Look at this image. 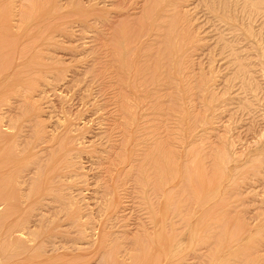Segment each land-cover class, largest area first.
Returning <instances> with one entry per match:
<instances>
[{"label":"bare ground","instance_id":"bare-ground-1","mask_svg":"<svg viewBox=\"0 0 264 264\" xmlns=\"http://www.w3.org/2000/svg\"><path fill=\"white\" fill-rule=\"evenodd\" d=\"M10 2V0H0V18H2L3 20H4V16L2 15L4 12H8V11H10L9 12V14L11 15V12L12 11H14L15 10V8H14V5H12L13 6V9L14 10H9L10 8H9V3L8 2ZM16 1V0H15ZM192 2H189L188 0L186 1V0H148V4H147V6L145 7V17H144V21L142 20V22L143 23H147V25L149 26V28L151 27L149 24H153V28L150 30V31H148V29H147V33H144L143 31H141V30H137V33H135V32H131V33H134L133 35L131 34V36H126V38L125 37H118L117 36V34L118 33H120L121 34V30H119V32H118V28H119V26H116V29L114 28V30L116 31V32H118L117 34H116V37H115V35H114V37L116 38L114 41H112L113 39H111V41L113 42L112 44L111 43H109V44H111L110 46L112 47V48H110V57H108L110 60H109V64H110V66H109V73H108V75H109V78H107V80L108 81H110V82H108V83H111V84H109V86L111 87V90H113L112 88L113 87H115L116 89H114V90H116L115 91V95H116V100H115V102L117 103V106H118V109L117 108H114V109H117V111L118 112H116V111H113V112H115V118L113 117L112 119H114L113 120V126L111 127V125L109 124V122L108 123H106V121H108L107 120V118L104 116V115H102V116H104L105 117V119L104 120H106L105 121V123L107 124L106 126H108L109 128L111 127V128H113V130H112V133L113 132H118V134H119V130H121L120 132H121V134H122V130L124 131V134L125 135H123V136H125L124 138H122L123 139V141L121 140V138H120V140L119 139H117V140H119L120 141V143H119V141L116 143V141H114L113 143H111V142H109V144H106L107 142H108V138L109 137H107V142L105 143L104 141H105V137H104V141H103V143H105L104 145L106 146L105 148H103V149H101L102 147H104V145H102V147H101V145H100V149L102 150H100V153L102 154V155H104V157L105 156H107L108 157V159H107V162L105 161V159L107 158H103V156L102 155H100L99 157H100V159H102V160H100L99 158H98V155H97V158L100 160L99 162H102V161H105L106 162V164H105V162H104V168L103 169H100V168H102L103 166H100V165H102L103 163H99L98 165H95L94 164V166H93V164H92V166L93 167H100L99 169L101 170V171H99V173L100 172H104L103 174H105V172H106V174L105 175H102V176H107V175H112L113 174V171L115 170V169H117L118 167L117 166H119V164H121L122 165V162H123V164H127V166L125 165V172H126V176L128 177V178H130V182H129V185L131 186V184L130 183H132V180H134V179H132V177H134V173H133V175H132V171L133 172H136L135 174H136V176L138 177V181L136 180V182H139L140 183V185H141V187H140V185H139V183H136L137 185H139V186H136V185H134L135 183H134V181H133V183L134 184H132V187L134 188V186H136L137 188H139L140 187V190L141 191H139V189H137V188H135V190L136 191H139V193L141 194V192H142V197H144V196H146V197H148V195H146L147 193L149 194L150 193V188H151V192H154V194H155V197L156 198H158V197H160V196H164L165 197V200L166 201H169V203L171 202L170 200L172 199H170L169 197H177V196H180V195H182L181 197H183L182 199H183V202H184V204L186 203L185 201H187L186 200V198L184 199V195H185V197H186V195H188L187 196V199H188V197L191 195H193V197H194V201H198V203L200 204V207L201 206H205V205H207V203H209L210 201H211V199H213L214 197L215 198H217L216 197V195H214L213 196V192L214 191H216L215 189L214 190H211L210 189V191H208V190H206L205 188L207 187V186H211V185H213V186H215V185H217L218 186V184H214V182H216V181H218L217 183H219L220 181H221V179H222V177H223V175L224 174H227V171H225V170H227L228 169V164H229V162H230V160L233 158V157H235V155L232 157L231 155H230V151H228L227 149L229 148L228 146V148L227 147H225V144H227V143H225L224 145L222 144V143H220V142H216V141H214V142H212L214 139V136H213V138H211V136H210V138L211 139H213L212 141L211 140H209V143L207 142V144L208 145H204V144H201L200 145V142H199V146L198 145H196L197 147H194V145H193V143H192V145L193 146H188V145H186L187 143H188V141H186L187 143L185 144L184 142H182V145H183V143L185 144L184 146H183V148L185 147V151L184 150H182V152H186L187 153V155H186V153H184L185 154V157H184V154L183 155H181V157L183 156V158H180V154H181V152L179 153V150H178V146L181 144V143H179V141H177L176 139L179 137V136H182L179 132V130H180V127H179V123H180V120H179V113L177 114L176 113V111L175 110H177V109H175L174 110V108H172V105H174V107H175V105L176 106H178V105H180V106H183V103H182V98H181V95L180 94H176V87L178 86L177 84L179 83L178 82V80L175 78V77H173V75L172 74H174L175 72H181V73H184V77H183V75H181L182 76V78H181V82H184V83H186V85H183L184 86V88H185V86L186 87H188V88H191V90L194 88V90L193 91H189V93H188V91H186L187 93H188V98H187V102H188V100H194V101H198V99L200 100V101H202V97H203V92L205 91V90H207V91H209L210 92V94L214 91L213 90V88H215V87H213V85L212 84H207V81H208V79H207V77H204L203 75H202V71H199V69H197L199 72H197L196 71V68L197 67H195L194 66V63H196L195 62V60H194V58H192V54L194 53V51L193 50H190L191 48L189 47V45H190V43H191V45H194V36H195V33H194V31H193V36H192V33L190 34V33H186L185 34V36L183 37V35H182V33L185 31L186 32V30H188V28H187V24L189 23V16H188V11H189V9H193V8H197L196 6L198 5V4H200V2H201V4H203L204 5V3H202V0H191ZM185 2H188V3H186L185 4ZM198 2V3H197ZM207 2H209V5H210V13H211V11H212V13H214L213 12V10L214 9H221L222 11H221V14H223V13H225V14H223V15H228V13H229V11L231 10H233L235 7H238V8H241V9H243L245 12H246V14H247V16L249 17V18H254L255 16H256V18L258 17V18H261V19H263L264 20V0H208ZM18 3V2H17ZM16 3V6L15 7H17V6H19L20 8H21V11H18L17 12V14L19 13V14H22L23 16H25V17H27V18H29L31 15H33L32 13L30 14V10H34L35 9V11H37V10H41V5L42 4H44V0H42V1H40V0H24L22 3L21 2H19V5ZM50 3V2H49ZM190 3V4H189ZM13 4H15V2L13 3ZM51 4V3H50ZM207 4V3H206ZM43 6V5H42ZM199 6V5H198ZM19 7H18V10H19ZM39 7H40V9H39ZM144 7V6H143ZM37 9V10H36ZM218 9V10H219ZM141 10V9H140ZM190 10V11H191ZM143 11H144V8H143ZM207 11V10H206ZM217 11V10H216ZM243 11V12H244ZM194 12V11H193ZM223 12V13H222ZM13 13V12H12ZM190 13V12H189ZM232 13V12H231ZM233 13H234V11H233ZM35 14H36V12H35ZM136 14V13H135ZM191 14V13H190ZM215 14V13H214ZM218 14V13H217ZM8 15V14H7ZM129 15V14H128ZM222 15V16H223ZM21 16V15H20ZM190 16H192V15H190ZM225 16H224V18H225ZM234 16V15H233ZM254 16V17H253ZM25 17H24V19H25ZM136 17V16H135ZM210 17V16H209ZM230 17V16H229ZM232 17V16H231ZM130 18V17H129ZM133 18V17H132ZM221 17L219 16V17H215V16H213V20L215 21V22H218V21H220L221 22V20H222V22H226V20L224 21L223 19H220ZM223 18V17H222ZM226 18H228V17H226ZM255 18V19H256ZM139 19H140V17H139ZM196 19V18H195ZM199 19V18H198ZM211 19V20H212ZM218 21H217V20ZM231 20L233 19V17L232 18H230ZM254 19V20H255ZM26 20V19H25ZM133 20H134V18H133ZM187 20H188V22H187ZM192 20V19H191ZM250 20V19H249ZM253 20V21H254ZM7 21H8V19H7ZM27 21V20H26ZM120 21V20H119ZM118 21V22H119ZM251 21V20H250ZM0 22H2L1 21V19H0ZM117 22V23H118ZM139 22V21H138ZM192 22V21H191ZM190 22V23H191ZM220 22H218V23H216V24H213V26L215 25L216 27H213L212 29H214L213 31H215L214 32V34L215 35H217V34H219V38H218V40H219V42L221 43V47L223 48V51H224V53L226 54V56L228 57V60L229 61H231L230 63H231V66H232V71H229V72H233V78L234 79H236V81L238 80L239 82H240V87H237V91L235 90V94H234V98L236 99V103H243L242 105H244L245 107H246V109L248 110V112L247 113H249V114H257V107H256V103H255V101L254 100H256V98L253 96V98H255V99H253V98H249V97H251V96H249L248 94H250V91L253 93V94H255V93H257L255 90H252V89H256V88H260V82H258V84H256L257 83V80H258V78L256 77L255 78V80H253V82L255 83V84H253V82H251V80L252 79H254V78H250V74L251 75H253L254 73H256V71H257V69H256V66H257V68H260V66L258 67V65H256L255 67H253V65H251V60L252 59H250V57H245V54L243 53L245 50H244V48L245 47H247V46H245L244 48H243V52L241 51V48L240 47H243V46H241V41H239L240 40V38L238 39V35H237V33H236V31L235 30H237L236 28V26L235 25H233V24H231V23H229L228 21V23H229V25L227 26V22L225 23V24H221ZM234 22V21H233ZM262 22H264V21H262ZM10 23V22H9ZM8 23V24H9ZM44 23V22H43ZM49 23V22H48ZM131 23V22H130ZM129 23V24H130ZM136 23V22H135ZM140 23V22H139ZM188 24L189 25V28L192 30V27L190 26L191 24L193 25V23H191V24ZM252 23V22H251ZM2 24H4V22L2 23ZM11 24V23H10ZM9 24V25H10ZM22 24V23H21ZM142 24V23H141ZM231 24V25H230ZM9 25H6V26H1L0 25V68L1 69H3V71L0 69V91H1V89L2 88H4V86L3 85H7L6 84V82H7V76H5V78H4V74H3V72H7V73H9V75L8 76H10L11 75V73L10 72H8L7 71V69H9V68H7L6 66L8 65V66H10L11 64H13L14 63V59L12 60V55L14 54L13 53V51H12V49H11V46H14L15 44H14V42H17L16 40H20V39H17V37L16 36H14V35H12V33L14 32V33H16L15 35H17V34H19L18 33V31L16 32V31H12L11 32V25L9 26ZM42 25V24H41ZM44 25V24H43ZM52 25V24H51ZM118 25V24H117ZM143 25V24H142ZM240 25V24H239ZM39 27H40V25H38ZM146 26V25H145ZM263 26V25H262ZM46 27V26H45ZM53 27V26H52ZM52 27H51V29H52ZM118 27V28H117ZM121 27V26H120ZM124 27V26H123ZM122 27V28H123ZM147 27V26H146ZM32 28V27H31ZM141 29H142V27H140ZM239 28V27H238ZM16 29V28H15ZM50 29V30H51ZM189 29V30H190ZM211 29V30H212ZM228 30V32H225L224 30ZM240 29V28H239ZM30 30V29H29ZM48 30V29H47ZM53 30V29H52ZM51 30V31H52ZM124 30H127L126 29V26H125V29ZM136 30V29H135ZM143 30V29H142ZM210 30V29H209ZM211 30H210V32H211ZM43 31V30H42ZM63 31V30H62ZM99 31V30H98ZM139 31V32H138ZM141 31V32H140ZM239 31V30H238ZM237 31V32H238ZM69 32V31H68ZM71 32V31H70ZM70 32H69V34H70ZM72 32H73V30H72ZM48 33H49V31H48ZM65 33H67V32H65ZM123 33V32H122ZM228 33V34H227ZM21 34V33H20ZM52 34H54V33H52ZM68 34V33H67ZM75 34V33H74ZM83 34V33H82ZM124 34H127V32L126 33H124ZM39 35V34H38ZM128 35V34H127ZM130 35V34H129ZM182 35V36H181ZM229 37H228V36ZM22 36V35H21ZM36 36V35H35ZM48 36V35H47ZM75 36V35H74ZM73 36V37H74ZM240 36V35H239ZM16 37V38H15ZM26 37V36H25ZM24 37V38H25ZM39 37V36H38ZM49 37H51V40H52V37H53V35L52 36H49ZM54 37H55V35H54ZM53 37V38H54ZM71 37V36H70ZM78 37V36H77ZM84 37H86V36H84ZM112 37V36H111ZM110 36H109V38H111ZM181 37H183L182 38V42L180 41L179 42V40H180V38ZM109 38L107 39V40H109ZM35 39V38H34ZM50 40V38H48V40L46 41V43H43V45H49V44H51L52 42H54L53 40L51 41ZM59 40V39H58ZM79 40V39H78ZM135 40H142L141 41V44L139 45V46H137L136 44H135ZM19 42V41H18ZM20 42H22V40H20ZM28 42V41H27ZM59 42V41H58ZM125 42H126V44L127 45H125ZM138 42H140V41H138ZM28 43H30V44H32L31 43V41H29ZM137 43V42H136ZM181 45H180V44ZM202 43V42H201ZM200 43V44H201ZM36 44V43H35ZM53 44H55L56 45V43L54 42ZM88 44V43H87ZM108 44V45H109ZM122 44H124L127 48H128V53L126 54V57H122L121 56V52H124V51H121V47H119V46H122ZM196 44V43H195ZM24 45V44H23ZM26 45V44H25ZM83 45H85V44H83ZM106 45V44H105ZM179 45H180V47H179ZM190 45V46H191ZM15 46H17V45H15ZM37 46V45H36ZM51 46V45H50ZM50 46H46V47H40V49H39V47L37 48V49H39V53L40 54H42V55H44V56H46V57H44V58H47V57H49L50 56V58L51 57H53L54 55H51L52 53H50V52H53V51H51V49H48V47H50ZM187 46V47H186ZM195 46V45H194ZM194 46H191V47H194ZM197 46V45H196ZM202 46V45H201ZM91 47V46H90ZM199 47V46H198ZM197 47V48H198ZM13 48V47H12ZM28 48H31V47H28ZM57 48H58V46H57ZM83 48H84V46H83ZM85 48H87V47H85ZM107 48V47H106ZM248 48V47H247ZM247 48H245V49H247ZM15 49V48H14ZM17 49V48H16ZM24 49H26V48H23V50ZM65 49V48H64ZM63 49V50H64ZM196 49V47L194 48V50ZM18 50H19V47H18ZM21 50V49H20ZM27 50V49H26ZM34 50V49H33ZM35 50H36V48H35ZM62 50V49H61ZM62 50V51H63ZM79 50V49H78ZM112 50V51H111ZM183 52H182V51ZM15 51V50H14ZM29 51V50H28ZM27 51V52H28ZM85 51H87V50H85ZM190 51H191V54H190ZM16 52V51H15ZM23 52H25V51H23ZM71 52V51H70ZM73 52H74V50H73ZM93 52V51H92ZM108 52V51H107ZM181 52V53H180ZM246 52V51H245ZM248 52V51H247ZM246 52V53H247ZM17 53V52H16ZM18 53H20V51H18ZM76 53V52H75ZM88 53H90L89 51H88ZM96 53V52H95ZM179 53V54H178ZM198 53V52H197ZM196 53V54H197ZM29 54V53H28ZM34 54H35V52H34ZM55 54V53H54ZM177 54L178 55H180V56H177ZM182 54V55H181ZM22 55H24V53L23 54H21L20 56H22ZM57 55H59V53L57 54ZM56 55V56H57ZM63 55H65V53L63 54ZM62 55V56H63ZM72 55V53L69 55V56H71ZM74 55H76V54H74ZM108 55V54H107ZM176 55V56H175ZM250 55V54H249ZM55 56V58H58V60L60 59L61 60V58H59V57H56ZM61 56V55H60ZM103 56V55H102ZM104 56H106V55H104ZM103 56V57H104ZM118 56V57H117ZM225 56V57H226ZM246 56H248V55H246ZM12 57V58H11ZM23 57V56H22ZM33 57V59H32V61H30L29 59H28V61H26V63H23V61L21 62L20 61V63H18L17 61H15L17 64H18V66H16V64L14 65V66H16V68L15 69H13V70H11V69H9V71H12V73L13 74H15L16 75V72L17 73H19V72H21V73H19V74H17V75H19V77H20V74H23V72H25V70H26V74L24 75V76H26L27 75V71L29 72V73H37V75H38V78H44L45 77V79L44 80H48L47 79V77H48V75L50 74L48 71H50V68H52V65H51V67L49 66V69H47L48 68V62L47 61H49V60H47V59H45V60H47L46 62H47V64L45 65V67H47L46 69H44V70H42V67L44 66V64H43V66H41V65H39V67L38 68H40V66H41V68L39 69V71L38 72H36V68L34 67L35 66V64H36V66L38 65L37 63H39V62H41V58H43V57H41V56H38L37 54H35L34 56H32ZM31 57V58H32ZM41 57V58H40ZM71 57H73V56H71ZM74 57H76V56H74ZM115 57H117V58H115ZM176 57V58H175ZM25 58V60H26V58H28L27 57V55H26V57H23V59ZM30 58V59H31ZM88 58V57H87ZM250 59V61H249V59ZM71 59V58H70ZM225 59V58H224ZM10 60L11 61H13L12 63L10 62ZM24 60V61H25ZM53 60V59H52ZM51 60V61H52ZM42 61L43 62H45L44 61V59H42ZM54 61V60H53ZM85 59H84V62L82 61V63H84L85 64ZM87 61H89V60H87ZM108 61V60H107ZM229 61H227L226 63H229ZM42 62V63H43ZM50 62V61H49ZM55 63H56V66H58L57 64L58 63H60V61H58V63H57V59H55V61H54ZM78 62H80V61H78ZM92 62V61H91ZM65 63V62H64ZM81 63V64H82ZM88 63V62H87ZM92 63H97V62H92ZM100 63H102L101 61H100ZM104 63H105V65L106 64H108V63H106L105 62V60H104ZM253 63V62H252ZM62 64V63H61ZM89 64V66H87ZM88 64H86V66L85 67H91L92 65L90 64V61H89V63ZM94 65V64H93ZM96 65H99V63L98 64H96ZM102 65V64H101ZM60 66L61 65H59L58 66V68H59V70L56 72V74L58 73V74H60L61 75V73H62V75H64V76H62L61 78H60V80H58V85H56V87H51L50 86V89L48 88L49 86V83H51V82H53L54 80H51L50 82H49V80L48 81H46V82H44L43 81V87H42V85H41V88H39L38 90L36 89V88H38L39 87V85L37 84V85H31V84H29L30 82V80H28V79H31V78H29L28 76V78H27V82H29L28 84V86H26L25 88H24V91H20L19 92V94L18 93H16V94H14V95H9V94H6V93H3L2 94V92H0V264H173V262L175 261V260H173V259H175V258H177V257H175V258H173L172 259V257L175 255V254H173V256H169V253L172 251H170V250H156V249H158L157 248V245H160L161 243H160V241H157L158 239L157 238H159V236H157V235H155L156 234V230H155V232H154V230L152 229V230H150L149 228H147V227H144V228H142V231L141 232H138V233H136L135 231V233L133 234L132 233V235L130 236V234H127L126 232H128L127 230H126V232H118L117 230V232L118 233H121V235H123L122 233H126V235L129 237V239H127V240H129L130 242H131V245H128L129 243L128 242H126L127 244H126V246L128 245V249L126 250H122V248L119 250V243L117 242V243H114L116 240H118V238H116V235L114 236V237H112V234L114 235V233H109L111 230V228L110 229H106L107 228V226L105 227V232H108V233H105L104 235H103V243L104 244H107L106 246H108L107 247V249L106 250H98L97 252H91V253H89L91 256H92V253L94 254V256L93 257H95L94 258V260L91 262V260L90 259H93V258H90V256L88 255V254H86V252L84 253V251L82 252L81 250V252L82 253H79L78 252V250L76 251V253H75V250H66L65 248V250L63 249V247H62V249H60V246H57V245H55V244H53L54 245V247H52L51 249H48V250H37V248H36V250H35V248H34V250H28V253H26L25 251H26V248H24L23 249V253H22V248H23V246H24V243H22V242H27L28 240H27V237L28 238H36V235H35V231H33L32 232V229H30V221L28 222V221H26L27 223H28V225H27V223L26 222H20V224H19V222H13L12 220H14L13 219V216H14V213H15V210H16V208L18 207V205L21 203V201L23 200V198H26V199H28V200H31L32 201V204H33V208L35 209V205L37 206V207H39L38 208V213H40V215L39 214H36L37 216L39 215L40 217V219L38 220V218H37V222H40V220L41 221H43V220H45V218H44V216H45V214L47 213V212H50V211H55L56 209H57V207H60V206H56L55 204H56V202H60V201H66V200H69L70 202H72L71 201V199H72V196L70 197V195H68L69 193L66 191L67 189H65L64 187H67L68 189H69V187H70V185L72 184L73 186L74 185H76L75 184V181H76V176L74 177L75 179H73V181H72V183L71 184H69L71 181H69V180H66V178L68 177V179H70L69 177H71L72 175H73V173H75L76 171H77V168L78 167H80V164L82 163L81 162V156H85L86 158H87V160L85 161V162H87V163H89V161H91L90 163H89V165L91 164V163H93L94 162V160H93V158H92V156H88V155H91L92 153H94V152H96V151H94V152H92L91 154H90V152L88 153V155L86 154V155H81V152H82V147H78L77 145H79V146H82V144H84L83 142L86 140V141H88L87 139H85L84 140V137H87V134H83V135H79V134H75V133H73L72 134V130L74 129L73 127L75 126L74 124H76L75 123V121L73 122V123H70V124H68L66 127H64V128H66L64 131H65V133H67V135L66 134H64V132L62 131V133L59 131V130H56L57 129V125H56V123H52L53 124V128L52 127H49L48 128V126H47V123L45 124V121H44V119L41 117V113H40V111L41 112H43L44 111V109L46 110V109H48V103H49V101H51V95L48 93L47 94V90L49 89V91H51L52 93H53V96L54 95H56V96H54L55 98H53L54 100L56 99V97H58L59 98V96H61V95H63L62 94V91H63V86L65 87V85H62V83H64V81L65 80H67L68 79V71L70 70H66V69H68V68H65V69H63V70H61V72H60V69L61 68H63L64 66H61V68H60ZM80 66V65H79ZM103 66V68H104V64L102 65ZM108 66H106V68L108 67ZM19 67V68H18ZM54 67V66H53ZM74 67V66H73ZM72 67V69H73V71H72V73L71 74H73V72H75L74 71V68ZM81 67L82 68H84L83 67V65H81ZM80 67V68H81ZM95 67H99V66H95ZM4 68H6L5 70H4ZM12 68V67H11ZM18 68V69H17ZM71 68V67H70ZM76 68H78V70L80 69L78 66L76 67ZM75 68V69H76ZM93 68V67H92ZM100 68V67H99ZM98 68V69H99ZM102 68V67H101ZM55 68H53V69H51L52 71H56V70H54ZM89 69V68H88ZM88 69H86V70H88ZM95 69V71L93 70L92 72H94V73H92V74H90L91 76H93V74H96L97 72H96V68H94ZM261 69V68H260ZM16 72H15V71ZM19 70H21V71H19ZM65 70L67 71V72H65ZM19 71V72H18ZM35 71V72H34ZM70 71V72H71ZM79 71H81V70H79ZM101 71V70H100ZM99 70H98V73H97V75H102V73H104V72H102V73H100L99 74V72H100ZM103 71V70H102ZM105 71L107 72V70L105 69ZM260 71V70H259ZM263 71V70H262ZM261 71V72H262ZM48 72V73H47ZM51 72V71H50ZM77 72V71H76ZM75 72V73H76ZM96 72V73H95ZM264 72V71H263ZM29 73H28V75H29ZM53 74H51V75H54V72H52ZM64 73V74H63ZM68 73V74H67ZM84 74L85 73V76H87V80H89V77H88V74L86 75V73H89V71H87V72H85V70H84V72L82 71L81 72V74ZM91 73V72H90ZM180 73V74H181ZM257 73L259 74L260 72H258L257 71ZM256 73V74H257ZM66 74H67V77H66ZM130 74V75H129ZM187 74V75H186ZM256 74H254L255 76H256ZM34 75H36V74H34ZM50 75V76H51ZM77 75V74H76ZM97 75H95V77H100V76H97ZM206 75V74H205ZM23 76V77H24ZM31 76H33V75H31ZM58 77V78H56V77ZM54 77L56 78V80L57 79H59V76H57V75H55ZM83 76V75H82ZM85 76H83V77H85ZM90 76V81H91V84L94 82V80H92L93 78ZM103 76H104V74H103ZM3 77V78H2ZM72 77V76H71ZM81 77V76H80ZM79 77V78H80ZM94 77V76H93ZM180 77V76H179ZM251 77H254V76H251ZM35 77H33L32 78V81L31 82H33V79H34ZM54 78V79H55ZM70 78V77H69ZM92 78V79H91ZM197 79L198 78V80H197V82H196V84H192V80L193 79ZM18 79H20V78H18ZM25 79V78H24ZM52 79H53V77H52ZM75 79V77H73L72 78V81H70L72 84H74L73 85V87L74 86H76L75 85V83L74 82H76L77 80V76H76V79ZM81 79H86V78H81ZM97 79V78H96ZM99 79H101V78H99ZM102 79H103V77H102ZM21 80V79H20ZM19 80V81H20ZM56 80L53 82L54 84L56 83ZM71 80V79H70ZM182 80H184V81H182ZM210 80V79H209ZM215 80V79H214ZM11 81V80H10ZM9 81V82H10ZM74 81V82H73ZM81 81V80H80ZM98 81V80H97ZM100 81V80H99ZM188 81H190L191 83H190V85H188L189 84V82ZM2 82H3V84H2ZM21 82H24V80L23 81H21ZM36 82V81H35ZM34 82V83H35ZM79 82V81H78ZM82 82H83V80H82ZM81 82V83H82ZM101 82H102V80H101ZM178 82V83H177ZM209 82V81H208ZM12 84H14L13 82H11ZM66 83V82H65ZM80 82H79V88H80V84H81ZM86 84L88 83V81H86L85 82ZM215 83V82H214ZM252 83V84H251ZM9 84V83H8ZM17 84V83H16ZM45 84H47V90H44L45 88ZM52 84V83H51ZM50 84V85H51ZM60 84V85H59ZM84 84V83H83ZM94 84H96L97 85V82L95 83L94 82ZM237 84V83H236ZM69 85V88H70V84H68ZM98 85H99V83H98ZM98 85L95 87V88H97L98 87ZM101 85H103V84H101ZM149 85H150V87H149ZM254 85H259V87H255L254 88ZM38 86V87H37ZM54 86V85H53ZM66 86H67V84H66ZM87 86V85H86ZM82 87L83 89L84 88H87V87ZM88 86L90 87V82H89V84H88ZM105 86V85H104ZM103 86V87H104ZM191 86V87H190ZM238 86V85H237ZM252 86V87H251ZM12 87H14V86H11V88ZM68 87V86H67ZM67 87H65V88H67ZM72 86H71V88H70V90L73 88ZM99 87H102V86H100L99 85ZM99 87H98V89H99ZM102 87V88H103ZM149 87V88H148ZM207 87V88H206ZM248 89H247V88ZM10 87L8 88L7 87V89H11ZM44 88V89H43ZM57 88H59L58 90H56ZM64 88V91L65 90H67V89H65ZM77 88V87H76ZM75 87H74V90L76 89ZM82 88L81 89H78V90H82ZM148 88V89H147ZM252 88V89H251ZM6 88H4V90H5ZM7 89H6V91H7ZM21 89V88H20ZM88 90L90 89V88H87ZM92 89V88H91ZM105 89H107V86H106V88ZM105 89H101L102 90V93H103V91L105 90ZM140 89H144V91L146 90V93L145 92H142L144 95H141V96H139L138 94L141 92H138ZM251 89V90H250ZM3 90V91H4ZM36 90H37V92H36ZM73 90V89H72ZM73 90V91H74ZM86 90V89H85ZM84 90V91H85ZM94 90V89H93ZM100 90V91H101ZM186 90H187V88H186ZM189 90V89H188ZM249 90V91H248ZM257 90V89H256ZM261 90H262V88H261ZM87 91V90H86ZM90 91V90H89ZM89 91H87V92H89ZM107 90H105V92L103 93V94H99V96L98 97H103L102 95H104L105 93L107 94V93H109L108 91L106 92ZM180 90H178L177 91V93L179 92ZM254 91V92H253ZM10 92V91H9ZM21 92L22 93H24L23 95H21ZM36 92V93H35ZM65 92H68V90L67 91H65ZM72 91H70V93H71ZM80 92V91H79ZM82 92H83V90H82ZM96 92H97V90H96ZM261 92V91H260ZM263 92V91H262ZM69 93V92H68ZM67 93V94H68ZM100 93V92H99ZM111 93V92H110ZM141 93V94H142ZM215 93V92H214ZM72 94H74V95H76L75 93H71V95ZM259 94V93H258ZM257 94V95H258ZM40 96L39 98H41L42 97V99H46V100H48L47 102V106H44V107H47V108H43V106L41 107V104L40 103H42L41 101L40 102H38L39 103V105L37 104V107H35L34 109H32L31 110V108H29V100H30V102L31 101H35L36 102V100L37 99H39V98H37L38 96ZM83 97H85V96H89L88 98H91L90 97V94H87L86 93V95H85V92L83 93V94H81ZM85 95V96H84ZM95 95V94H94ZM93 95V96H94ZM113 95V94H112ZM111 94H109V96H112ZM114 95V96H115ZM246 95H248L247 97L250 99H248V100H246L245 101V98H246ZM252 95V94H251ZM256 95V94H255ZM34 96H36V100H35V97ZM73 96V95H72ZM81 96V97H82ZM106 96V95H105ZM104 96V97H105ZM108 96V95H107ZM114 96H112V97H114ZM148 97L147 99L145 98V97ZM259 96V95H258ZM46 97V98H45ZM63 97H65L66 98V96L65 95H63ZM62 96L60 97L61 99L63 98ZM81 98V99H83V101H85L86 99H84V98ZM103 97V98H104ZM112 97H109L108 98V102L112 99ZM211 97H215V94H211ZM13 98V99H12ZM58 98L56 99L57 100V102H58ZM75 98V97H74ZM77 98H78V92H77ZM86 98V97H85ZM103 98L101 99V100H103ZM105 98H107V97H105ZM104 98V99H105ZM115 98H113V100L115 99ZM167 98V99H166ZM209 98V97H208ZM219 98V97H218ZM69 99V98H68ZM80 99V98H79ZM96 99V98H95ZM164 99H166V100H164ZM204 99V98H203ZM263 99V98H262ZM40 100V99H39ZM60 100V99H59ZM63 101L65 100V99H62ZM71 100V99H70ZM91 100V99H90ZM94 100V99H93ZM219 100V99H218ZM216 101V102H214V101H212L211 103L213 104V111H215V113H216V110H218V112H217V116L218 115H220L219 116V118H221V117H223V116H225V113H227L226 111H227V107H226V105H228V104H233L234 103V101H232V102H225V100L224 101ZM252 100V101H251ZM261 100V99H260ZM38 101V100H37ZM43 101V100H42ZM61 102V101H59V102H61V104H63L64 102ZM69 101V100H68ZM73 101V100H72ZM79 101V100H78ZM81 101V100H80ZM79 101V102H80ZM92 101V100H91ZM96 101V100H95ZM105 101H106V99H105ZM208 101H210V100H208ZM44 102H45V100H44ZM85 102H87V101H85ZM97 102V101H96ZM110 102H112V100L110 101ZM114 102V101H113ZM114 102V103H115ZM259 102V101H258ZM262 103H263V101H261ZM31 103H34V102H31ZM31 103H30V105H31ZM37 103V102H36ZM36 103H34V106H36ZM50 103H53V102H50ZM68 103V102H67ZM88 103H89V99H88ZM94 103V102H93ZM101 103V102H100ZM166 103V104H165ZM173 103V104H172ZM210 103V104H211ZM235 103V104H236ZM44 104H46V103H44ZM43 104V105H44ZM60 104V103H59ZM102 104V103H101ZM103 104H104V100H103ZM103 104L102 105H99L102 109H103V111H105L104 109H107L106 107L107 106H109V105H111V104H106V102H105V105H106V107H104L103 106ZM201 104V103H200ZM209 104V103H208ZM209 104V105H210ZM49 105H51V104H49ZM65 105V104H64ZM69 105V104H68ZM78 105V104H77ZM87 105V104H86ZM86 105H84V107L86 106ZM114 104H112L111 106H113ZM188 105H190L189 103H188ZM202 105H203V103H202ZM241 105V106H242ZM25 106H27L28 108H29V112L31 111V116L29 117V118H27V116L28 115H23V111H24V107ZM32 106V105H31ZM39 106H40V108H42V110L39 108ZM52 106H53V104H52ZM89 105H87V107H88ZM96 106H97V104H96ZM97 107V108H100V107ZM111 106H109V108L111 107ZM116 106V105H115ZM116 106V107H117ZM138 106H140L141 108H143V109H146V110H140L139 111V113H142V119L140 120V122H138V123H136V128H135V126H134V130L131 128L132 126H133V121H135L136 120V114L138 113H136V111H135V109L138 107ZM191 106H192V104H191ZM237 106V105H236ZM238 106H239V104H238ZM240 106V107H241ZM261 106H262V104H261ZM61 107V106H60ZM81 107H82V105H81ZM104 107V108H103ZM114 107V106H113ZM140 107H138L139 109H140ZM179 107V106H178ZM204 107V106H203ZM205 107L207 108V103H205ZM234 107H235V105H234ZM51 108V107H50ZM49 108V109H50ZM53 108V107H52ZM64 108V107H63ZM96 108V107H95ZM108 108V109H109ZM112 108V107H111ZM111 108H110V111L112 112V110H111ZM177 108V107H176ZM239 108V107H238ZM237 108V109H238ZM244 108V107H243ZM37 109V110H36ZM55 109V108H54ZM94 109V108H93ZM102 109H100V112H102L101 110ZM113 109V108H112ZM113 109V110H114ZM138 109V110H139ZM180 110H177V111H181L182 112V110H181V108H179ZM195 109V108H194ZM236 109V108H235ZM64 110V109H63ZM80 110V109H79ZM86 110V109H85ZM84 110V111H85ZM99 110V109H98ZM246 110V111H247ZM263 110V109H262ZM49 111V110H48ZM55 111H56V109H55ZM94 111V110H93ZM108 111V110H107ZM106 111V112H107ZM109 111V112H110ZM236 111H239V109L238 110H236ZM235 111V112H236ZM243 111V110H242ZM46 111H44V113H45ZM51 112V111H50ZM49 112V113H50ZM57 112V111H56ZM56 112H54L53 111V116H54V113H56ZM62 111H59V114H57V115H61L60 113H61ZM65 112H66V110H65ZM83 112V111H82ZM95 112V114H97V112H96V110L94 111ZM94 112H91L90 114H92V115H94L93 113ZM108 112V113H109ZM112 112V113H113ZM225 112V113H224ZM245 112V111H244ZM16 113H22V115H18V114H16ZM105 113V112H104ZM136 113V114H135ZM139 113L137 114V116H139ZM237 113V112H236ZM14 114H15V116H16V118L14 117ZM51 114V115H50ZM49 115L50 116H52V113H50ZM56 114H55V116H56ZM98 114H99V111H98ZM97 114V115H98ZM114 114V113H113ZM196 114V113H195ZM194 114V115H195ZM205 114V113H204ZM29 115H30V113H29ZM83 115V114H82ZM81 115V116H82ZM91 115V116H92ZM97 115H94L95 116V118L96 117H98ZM110 116H111V114H109ZM108 115V117L111 119V117ZM26 116V117H25ZM52 116V117H53ZM101 116V115H100ZM101 116V117H102ZM114 116V115H113ZM197 116V115H196ZM214 116H216L215 114H214ZM216 116V117H217ZM260 116H262V115H260ZM259 116V117H260ZM47 117H49V116H47ZM60 117V116H59ZM89 117V116H88ZM183 117V116H182ZM203 117V116H202ZM228 117V116H227ZM24 118V122H23V124L20 122V120H22ZM26 118V119H25ZM184 118V117H183ZM219 118H218V120H219ZM254 118H255V115H254ZM47 119V118H46ZM50 118H48V120H49ZM52 119V118H51ZM50 119V120H51ZM54 119H56V117H54ZM57 119H58V117H57ZM61 119V118H60ZM60 119H58V122L60 121ZM101 119V118H100ZM140 119V118H139ZM180 119H182V118H180ZM215 119H217V118H215ZM48 120H46V122H48ZM49 120V121H50ZM53 120V119H52ZM76 120V119H75ZM203 120H204V117H203ZM218 120L216 121V123L218 122ZM221 120V119H220ZM220 120H219V122H220ZM246 120V119H245ZM90 121V120H89ZM92 121V120H91ZM95 122L97 121V119H95L94 120ZM110 121V120H109ZM139 121V120H138ZM18 122H20L19 124H18ZM51 122V121H50ZM53 122V121H52ZM55 122H57L56 120H55ZM57 122V123H58ZM102 122V121H101ZM219 122H218V124H219ZM260 122V121H259ZM215 123V124H216ZM50 124V123H49ZM99 124V123H98ZM101 124V123H100ZM99 124V125H100ZM110 126H109V125ZM56 125V126H55ZM78 125V124H77ZM132 125V126H131ZM182 125V124H181ZM50 126V125H49ZM59 126H60V124H59ZM58 126V127H59ZM62 126V125H61ZM93 126V125H92ZM91 126V127H92ZM97 126V125H96ZM104 126V128L106 127L105 125H103ZM219 126V125H218ZM15 127H17V131H15V132H13L14 131V129L13 128H15ZM56 127V128H55ZM76 127V126H75ZM95 127V126H94ZM99 127H101V126H99ZM60 128H62V127H60ZM98 128V126L96 127V129ZM107 128V127H106ZM106 128H105V130H106ZM111 128H110V130H111ZM210 128L212 129L213 127H211L210 126ZM215 128V127H214ZM213 128V129H214ZM220 128V127H219ZM95 129V130H96ZM192 129V128H191ZM213 129L211 130L212 131V133H215V132H213ZM11 130H12V132H11ZM63 130V129H62ZM95 130H94V132H95ZM100 130V129H99ZM98 130V131H99ZM104 130V129H103ZM102 130V131H103ZM104 130V132L103 133H105L106 131ZM131 130H132V132H131ZM209 130V129H208ZM207 130V131H208ZM215 130V129H214ZM58 131L60 132V133H58ZM92 132H93V130H91ZM90 131V132H91ZM97 131V130H96ZM133 131H134V134H136L135 135V137L133 138L132 136H133ZM135 131H137V132H135ZM182 131V130H181ZM191 131V130H190ZM193 131V130H192ZM205 131V130H204ZM210 131V130H209ZM89 132V133H90ZM109 132H111V131H108V134H110ZM115 132V134H117ZM100 133H102L101 131H100ZM99 132H98V134L99 135H101ZM102 133V137L101 136H99L98 134H97V136H99V137H101L102 139H103V134ZM139 133V134H138ZM176 133H178L177 135V138H176ZM192 133H194V132H192ZM196 133V132H195ZM202 133V132H201ZM210 133V132H209ZM209 133H208V136H209ZM211 133V134H212ZM62 134H64V135H62ZM70 134V135H69ZM106 134H107V132H106ZM114 134V133H113ZM118 134H117V136H118ZM120 134V135H121ZM203 134H206L207 135V132L205 133V132H203ZM210 134V135H211ZM89 135V134H88ZM111 135V134H110ZM121 135V137H123ZM129 135H131V136H129ZM202 135V134H201ZM200 134L198 135V136H200V138H202L203 136H201ZM214 135V134H213ZM105 136V135H104ZM129 136V137H128ZM205 136V135H204ZM219 135H217L216 134V137L217 138H219L218 137ZM93 137H95V136H93ZM92 137V138H93ZM98 137V138H99ZM115 137H116V135H115ZM131 137V138H130ZM95 138H97V137H95ZM111 138H112V136H111ZM127 138H130V140H128ZM132 138H133V141H132ZM183 137H180V139H182ZM199 137H198V139L199 140H201ZM207 137L205 136V139H206ZM94 139V138H93ZM113 139V138H112ZM180 139H178V140H180ZM190 139V138H189ZM197 139V137L195 138V140L196 141H199ZM204 138H202V140H203ZM204 139V140H205ZM209 139V138H208ZM207 139V140H208ZM216 139V138H215ZM91 138H90V142H91ZM97 140V139H96ZM94 141L95 143L97 142V141ZM111 140V139H110ZM109 140V141H110ZM217 140V139H216ZM88 141V142H89ZM98 141H100V138H99V140ZM127 141H128V143L131 141L132 143V145H130V143H129V145L128 146H131V147H129V154H128V147H127V144H125L124 142H126L127 143ZM183 141H185V140H183ZM195 141V142H196ZM211 141V142H210ZM93 142V143H94ZM180 142H181V140H180ZM192 142H194V141H192ZM202 143L204 142V141H201ZM29 143H32V145H30ZM82 143V144H81ZM102 143V144H103ZM111 143V144H110ZM243 143V142H242ZM77 144V145H76ZM100 144V143H99ZM235 144V143H234ZM90 145H91V143H90ZM94 145V144H93ZM92 145V146H93ZM181 145V146H182ZM202 145H204V146H207L206 148H203V146ZM229 145V144H228ZM242 145V144H241ZM83 146H85V145H83ZM96 146H99V145H96ZM95 146V147H96ZM188 146V147H187ZM91 147V146H90ZM99 148V147H98ZM98 148H97V150H98ZM92 149V148H91ZM180 149V148H179ZM187 149V150H186ZM191 149V150H190ZM206 149V150H205ZM231 149V148H230ZM94 150H96V148L94 149ZM103 150H104V152H103ZM119 150V151H118ZM181 150V149H180ZM204 151L205 152H208L209 151V155L207 156V153H204ZM97 153V152H96ZM95 154V153H94ZM93 154V155H94ZM116 155L117 154V156L119 157H117L118 159H122V161H121V163L120 162H118L117 160V158L115 157V156H113V157H115L116 158V161L119 163V164H117V162L115 163V162H113V163H115V164H117V165H115V164H113L112 162H108V160H111V161H115V160H112V159H115V158H112V157H110V155ZM205 154H206V156H207V158L205 157ZM234 154V153H233ZM239 154V153H238ZM238 154H236V155H238ZM120 155V156H119ZM3 156H5V157H7V158H9V160H7L5 163L4 162H2L1 160H2V157ZM101 156H102V158H101ZM94 157V156H93ZM110 158V159H109ZM112 158V159H111ZM123 158H124V160H123ZM128 159V162H127V159ZM255 158V157H254ZM254 158H252V159H254ZM258 157H256L254 160H253V162L251 161V163L253 164H251L250 166L252 167V169H251V173L255 176H257V175H259V177H261V181L262 180H264V177H262V176H260L261 174L259 173L260 171L264 174V172L262 171V169H260V168H263V164H264V161H262V159L264 160V158H262L261 159V157L259 156V159H257ZM95 159V158H94ZM104 159V160H103ZM120 159V160H121ZM235 159H236V157H235ZM96 160V159H95ZM126 160V161H125ZM206 160H209V162L212 164V167H208L207 166V161ZM237 160V159H236ZM96 161H98V160H96ZM95 161V162H96ZM232 161V160H231ZM94 162V163H95ZM125 162V163H124ZM127 162V163H126ZM209 162H208V164H209ZM262 162H263V164H262ZM98 163V162H97ZM245 163V162H244ZM19 165L20 166V168L17 170V171H11V169H13L14 168V166L15 165ZM241 164V163H240ZM81 165H83V164H81ZM243 165H245V164H243ZM243 165L242 166H240L239 164H235V165H231L233 168H231L230 170L232 171L233 170V172H237L238 170H240V169H242V167H243ZM86 165H84V168H86L85 167ZM230 166V167H231ZM247 166H248V164H247ZM262 166V167H261ZM90 167V166H89ZM95 167V168H96ZM97 167V168H98ZM117 167V168H116ZM227 167V168H226ZM250 167V168H251ZM78 169H81L82 170V167H80V168H78ZM94 169V168H93ZM119 169L121 170L122 169V171L120 172V170H118L117 172H120V176H121V174L123 175V177H124V169L123 168H121V167H119ZM80 170V171H81ZM88 170V169H87ZM96 170V169H95ZM94 170V171H95ZM209 170H214L213 171V175L211 176V175H209L210 173H209ZM244 168L241 170L243 173H244ZM264 170V169H263ZM80 171H77V172H80ZM91 171V170H90ZM96 171H98V169L96 170ZM230 171V172H231ZM76 172V173H77ZM86 173L84 170L80 173V174H84V173ZM122 172H124V173H122ZM226 172V173H225ZM242 172H241V174H242ZM89 173V172H88ZM93 173V172H92ZM232 173V172H231ZM258 173V174H257ZM97 174V173H96ZM236 174V173H235ZM238 174V173H237ZM239 174H240V171H239ZM245 174V173H244ZM243 174V175H244ZM78 175V174H77ZM87 175H89V174H87ZM87 175H86V177H87ZM98 175V174H97ZM117 175H118V173H117ZM234 175V174H233ZM253 175H252V177H253ZM81 177H83V175H80ZM79 176V177H80ZM95 176V175H94ZM101 176V177H102ZM114 176H115V172H114ZM119 176V178H121ZM125 176V179L127 178ZM135 176V177H136ZM242 179H244L241 175H239ZM238 176V177H239ZM73 177V176H72ZM71 177V178H72ZM80 177V178H81ZM84 177H85V174H84ZM97 177V176H96ZM103 177V178H104ZM224 177L226 178V175H224ZM223 177V178H224ZM235 177H236V175H235ZM244 177H246V176H244ZM258 177V176H257ZM77 178H78V176H77ZM80 178H78V179H80ZM116 178V177H115ZM119 178H117L119 181H118V183L120 182V179ZM127 178V179H128ZM221 178V179H220ZM241 178H238L239 180L241 179ZM86 179V178H85ZM84 179V180H85ZM98 179V178H97ZM110 178L108 177V178H106V180L105 179H103L104 181H105V184L104 183H102L101 185H105V186H102L103 187V189L101 188V189H99V190H97L96 192H95V190H94V192L95 193H97L98 191H100L101 190V192H103V194L105 193V191L106 190H108L109 188H110V186H109V182H111V180H109ZM117 179H115L116 181H117ZM123 179V178H122ZM124 179V180H125ZM132 179V180H131ZM219 179V180H218ZM231 179H232V177H231ZM233 179H235V178H233ZM232 179V180H233ZM260 179V178H259ZM64 180H66L65 182H67L69 185V187L68 186H63V181ZM75 180V181H74ZM82 180H83V178H82ZM94 180V179H93ZM107 180H109V182H107ZM229 180V179H228ZM244 180H247V179H244ZM69 181V182H68ZM79 181H81V180H78V183H80ZM86 181V180H85ZM103 181V182H104ZM113 181H114V179H113ZM112 181V182H113ZM116 181H114V184H112V185H114V189L116 188L115 187V185L117 184V182ZM226 181H227V179H226ZM242 181V180H241ZM255 181H256V179H255ZM255 181L253 182L254 184H256L255 183ZM73 182H74V184H73ZM84 182V181H83ZM87 182V181H86ZM93 182H95V180L93 181ZM92 182V183H93ZM98 182V181H97ZM100 182H101V178H100ZM99 182V183H100ZM116 182V183H115ZM122 182H124V181H122ZM125 182H126V180H125ZM124 182V183H125ZM168 182H170L171 184H173L172 182H175L174 184H176V182H177V184H176V186H173L172 185V187H171V191H169L168 190V185H167V183ZM237 182V181H236ZM235 182V183H236ZM239 182V188H243V187H240V183H242V182H240V181H238ZM237 182V183H238ZM244 182V181H243ZM66 183V184H67ZM77 183V182H76ZM78 183H77V186H79L78 185ZM88 183V182H87ZM123 183V184H124ZM128 183V182H127ZM224 183V182H223ZM227 183V182H226ZM234 183V184H235ZM236 183V184H237ZM261 183V182H260ZM65 184V183H64ZM83 184H85V183H83ZM94 184H96V183H94ZM120 184H122V183H120ZM119 184V185H120ZM179 184V185H178ZM243 184H245V183H242V185ZM263 184H264V182H263ZM82 185V184H81ZM96 185H98L96 188H99V185L100 184H96ZM100 185V186H101ZM111 185V184H110ZM119 185H118V187H117V190H118V188H119ZM127 185V184H126ZM134 185V186H133ZM170 185V184H169ZM220 185H221V183H220ZM238 185H237V187H235V189L237 188L238 189ZM247 185V184H246ZM246 185H245V187H246ZM62 186H63V188L64 189H62ZM83 186V185H82ZM87 186V184L85 185V187L84 188H86V190H87V188L88 187H86ZM121 186V188H123L122 186L123 185H120ZM180 186V188L177 190V189H175L176 187H179ZM216 186V187H217ZM224 186H225V184H224ZM261 186H263V185H261ZM75 187V186H74ZM83 187H82V189H83ZM113 187V186H112ZM127 187V186H126ZM132 187H129V188H132ZM215 187V188H216ZM226 187H227V185H226ZM107 188V189H106ZM120 188V189H121ZM124 188H125V184H124ZM128 188V190H130ZM261 188V187H260ZM73 189V188H72ZM72 189H69V190H72ZM82 189H80V190H82ZM111 189V188H110ZM118 190V193L117 194H119V191L121 192V190ZM233 189V188H232ZM236 189V190H237ZM244 189V188H243ZM242 189V190H243ZM252 189V188H251ZM254 189V188H253ZM68 190V191H69ZM74 190H76V189H74ZM89 190V189H88ZM87 190V191H88ZM91 190V189H90ZM124 190H126V189H124ZM128 190H126V191H128ZM133 191H134V189H132ZM186 190V191H185ZM188 190V191H187ZM236 190H234V192L236 191ZM241 189H240V193H241V191H242ZM250 190V189H249ZM248 190V191H249ZM73 191V190H72ZM78 191V190H77ZM77 191H74L75 193L77 192ZM93 190H91V192H92ZM110 191V190H109ZM109 191H107L108 193H110ZM114 191H116V190H114ZM132 191V192H133ZM217 191H219V190H217ZM255 191V190H254ZM69 192H71V191H69ZM82 192V191H81ZM81 192H79L80 194V196H82L81 195ZM86 192V191H85ZM106 192V193H107ZM117 192V191H116ZM115 192V193H116ZM125 191H123V193H124ZM131 192V193H132ZM187 192H188V194H187ZM221 192V191H220ZM238 192V191H237ZM95 193H93V194H95ZM105 193V194H106ZM126 193H128L129 194V192H126ZM126 193H125V195H126ZM130 193V194H131ZM138 192H137V194H139ZM183 193H184V195H183ZM186 193V194H185ZM215 193H218V192H215ZM223 193V192H222ZM221 193V194H222ZM253 193V192H252ZM251 193V194H252ZM76 194H78V193H76ZM83 194V197H84V194L85 193H82ZM114 194V193H113ZM121 194H122V192H121ZM134 194H136L135 193V191H134ZM139 194V195H140ZM154 194L153 195H151V197H153L154 196ZM224 194H226L225 192H224ZM228 195H229V193H227ZM226 194V195H227ZM248 194V193H247ZM246 194V195H247ZM250 194V195H251ZM78 195V196H79ZM86 195V194H85ZM91 195V194H90ZM100 195V194H99ZM108 195H110V194H107L106 196H108ZM116 195V194H115ZM125 195H124V197H125ZM139 195H137V196H139ZM223 195V194H222ZM226 195H224L225 197H227ZM240 196L239 195V192H238V194H235V195H233V197H235V196ZM243 195V194H242ZM74 194H73V198H74ZM93 196V195H92ZM98 196V195H97ZM97 196H95L94 198H96ZM101 196V195H100ZM104 197H106L105 195H103ZM111 196V195H110ZM128 196L129 195H127L126 197L128 198ZM136 196V195H135ZM150 196V195H149ZM158 196V197H157ZM168 196V197H167ZM237 196V197H238ZM75 197H77V195L75 196ZM82 197V198H83ZM99 197V196H98ZM97 197V200L99 201L100 199L101 200H103V198H98ZM109 197V196H108ZM130 197V196H129ZM134 197V196H133ZM133 197H131V198H133ZM140 197V196H139ZM223 197V196H222ZM222 197H220V198H217V201H213L212 203L210 202V205H212L210 208L207 206L206 208H202L201 210H199L200 212L199 213H201V217H200V221L201 220H204L205 219V221H206V219L207 218H209L210 219V217H212L211 218V220L213 219V217H214V224H210L209 225V222H205V225H204V223L203 222H201V223H203V224H201V225H203L204 226V229L206 230V227H207V229L211 232H205L206 234H208V236H206L205 237V241H208L209 242V247L208 248H210L209 249V252H208V249H207V251H206V249H205V253H204V251L202 252L203 253V255H202V253H201V255L202 256H204L207 252L208 253H211L212 252V254L213 253H216V252H214L215 251V249H220V248H224L223 246H224V241L226 242L227 241V239L225 238V240L223 239L224 237V235H225V237H227L228 238V240L229 241H234L233 239H235V238H238L240 235H241V233H243L244 231L245 232H247V230H245V228L247 227L246 225H245V220H243L244 221V225L246 226L245 228L243 227V226H241V224L239 223V222H237L236 220V222H234V220L232 219V216H231V214L233 213V212H230L231 210H230V208H229V210H227L226 211V207L229 205H227L226 203H224V199H226L225 197L224 198H222ZM230 197V196H229ZM236 197V200L238 199ZM243 197V196H242ZM69 198H71V199H69ZM79 197H77V199H78ZM81 198V197H80ZM116 198V197H115ZM114 198V199H115ZM118 198H122V197H118ZM117 198V199H118ZM136 198V197H135ZM134 198V199H135ZM141 198V197H140ZM161 198V197H160ZM190 198V197H189ZM214 198V199H215ZM77 199H75V201L77 200ZM91 199H92V197H91ZM106 198H104V200H105ZM108 200H109V198H107ZM106 199V200H107ZM129 199V198H128ZM141 199H144V198H141ZM140 199V200H141ZM149 199V198H148ZM153 199V198H152ZM162 199H163V197H162ZM174 199H176V198H174ZM196 199V200H195ZM220 199H223V202L221 203L220 202ZM74 200V199H73ZM81 200V199H80ZM95 200V199H94ZM132 200V199H131ZM154 200V199H153ZM161 200V199H160ZM178 200V199H177ZM185 200V201H184ZM216 200V199H215ZM239 200V199H238ZM237 200V201H238ZM242 200V199H241ZM69 201H67L66 203H68ZM97 201V202H98ZM110 201L111 200H109V205H110ZM120 201V200H119ZM144 201H145V199H144ZM147 201V200H146ZM151 201L152 200H150V202L149 203H151ZM158 201V200H157ZM163 201V200H162ZM194 201H192V199H191V201L189 202V200H188V202L189 203H193V204H195L194 203ZM227 201V200H226ZM225 201V202H226ZM230 201V200H229ZM78 202V201H77ZM77 202H74V203H77ZM102 203V201H99V203ZM132 202V201H131ZM137 202V201H136ZM138 202H139V200H138ZM143 202V201H142ZM152 202H154V201H152ZM176 202V201H175ZM187 202V203H188ZM240 202V201H239ZM255 202V201H254ZM105 203H108V202H105ZM122 203V202H121ZM135 203V202H134ZM141 203V202H140ZM156 203H158V202H155V204ZM189 203L187 204L188 206H189ZM192 203H191V205H192ZM236 203H238V202H236L235 201V207H233L234 206V203L232 204L231 203V206H229V207H231L232 209L234 208V212H235V209H237V206H238V204L236 205ZM60 204H61V202H60ZM59 204V205H60ZM70 204V203H69ZM97 204V203H96ZM111 204H112V202H111ZM116 204H118V203H116ZM123 204H124V201H123ZM127 204V203H126ZM131 204V203H130ZM152 204V203H151ZM150 204V205H151ZM164 204V203H163ZM199 204H197L196 203V205L197 206H199ZM240 204V203H239ZM43 205H45V206H43ZM76 205V204H75ZM107 206V207H109L110 208V206ZM125 205V204H124ZM148 205V204H147ZM159 205H160V203H159ZM170 205H171V203H170ZM186 205V204H185ZM209 205V206H210ZM227 205V206H226ZM255 205V204H254ZM43 206V207H42ZM65 206V205H64ZM63 206V207H64ZM85 206V205H84ZM101 206V205H100ZM118 206H119V204H118ZM117 206V207H118ZM130 206V205H129ZM155 205H153L152 206V208H150V210H153V207H154ZM177 206V205H176ZM63 207H61L62 209H63ZM102 207H104V204H103V206ZM105 207H106V204H105ZM104 207V208H105ZM107 207H106V209H107ZM113 207V206H112ZM122 207H125V206H123L122 205ZM175 207V206H174ZM180 207V206H179ZM192 207V206H191ZM242 207H244V206H242ZM66 208V207H65ZM73 209L75 208V207H72ZM81 208V207H80ZM100 208V207H99ZM126 208V211L128 210L127 208H129L128 207V205L125 207ZM185 208V207H184ZM186 208H187V206H186ZM193 208V207H192ZM228 208V207H227ZM258 208V207H257ZM58 209H60V208H58ZM57 209V210H58ZM61 209V210H62ZM72 209V210H73ZM101 209H103V208H101ZM112 209H115V208H111V210ZM117 209V208H116ZM115 209V210H116ZM119 209V208H118ZM117 209V210H118ZM120 209H123V208H121L120 207ZM131 209V208H130ZM147 209V211H148V207L146 208ZM190 209V211H191V208H189ZM189 209H187V210H189ZM242 209V208H241ZM245 209V208H244ZM71 210V211H72ZM75 210V209H74ZM81 210V209H80ZM84 210V209H83ZM107 210H110V209H107ZM115 210H114V212H115ZM124 210V209H123ZM140 210H143V209H140ZM183 210V209H182ZM193 210V209H192ZM248 210V209H247ZM92 211V210H91ZM146 210H145V212H147ZM174 211V210H173ZM228 211L230 212L229 214H228ZM254 211V210H253ZM44 212H46V213H44ZM61 212V211H60ZM59 212V213H60ZM124 212V211H123ZM179 212V211H178ZM182 212V211H181ZM181 212H179V213H181ZM193 212V211H192ZM244 212V211H243ZM256 212V211H255ZM35 213H37V212H35ZM56 212H53V214L52 215H54ZM59 213H57V214H59ZM71 213V212H70ZM73 213V212H72ZM71 213V214H72ZM75 213V215H73ZM72 215L73 216H71V215H69V216H71L74 220H75V222H78V218H80L78 215H79V213H77V212H74ZM78 215H77V214ZM81 213V212H80ZM91 213V212H90ZM108 213V212H107ZM106 213V214H107ZM109 213H110V211H109ZM112 213V212H111ZM126 213V212H125ZM148 213H149V211H148ZM51 214V213H50ZM49 213H48V215H50ZM68 214H69V212H68ZM117 214H119V212L117 213ZM123 214V213H122ZM121 214V215H122ZM151 214V213H150ZM149 214V215H150ZM159 214V213H158ZM176 214V213H175ZM189 214V213H188ZM187 214V215H188ZM234 214V213H233ZM47 215V214H46ZM47 215V216H48ZM91 215V214H90ZM110 215V214H109ZM126 215V214H125ZM147 215V214H146ZM157 215V214H156ZM160 215V214H159ZM163 215V214H162ZM171 215V214H170ZM169 215V216H170ZM229 215L231 216V217H229ZM254 215H255V213H253V217H254ZM56 216V215H55ZM81 216V215H80ZM115 216H116V218H117V215L115 214ZM155 216V215H154ZM181 216V218L180 219H182V217L184 218V216H185V214L182 216L181 214L179 215V217ZM256 216H257V214H256ZM255 216V217H256ZM33 218L35 217L34 216V214H33V216H32ZM46 217V216H45ZM82 217H83V215H82ZM119 217H121L120 215L118 216V218H117V220L118 219H120L122 222H123V218L121 219V218H119ZM130 217V216H129ZM128 217V218H129ZM165 217V216H164ZM175 217H176V215H175ZM234 217V216H233ZM239 217V216H238ZM259 217V216H258ZM32 218V219H33ZM42 218H44L43 220H42ZM70 217H68V219H69ZM70 219V220H73V219ZM83 218H85V217H83ZM89 218V217H88ZM114 218V217H113ZM116 218H114L113 219V222L114 221H116L115 219ZM139 218V217H138ZM186 218V217H185ZM245 218V217H244ZM252 218V217H251ZM30 220H32L31 218H29ZM35 219V218H34ZM33 219V220H34ZM67 219V220H68ZM92 219V218H91ZM110 219V218H109ZM112 219V218H111ZM110 219V221H112ZM170 219V218H169ZM173 219V218H172ZM176 219V218H175ZM175 219H173V222L175 221ZM189 219V218H188ZM188 219H186V221L188 220ZM32 220V221H33ZM73 220V221H74ZM80 220H81V218H80ZM88 220V219H87ZM119 220V221H120ZM143 220V219H142ZM150 220H151V222H152V217H150ZM166 220V219H165ZM164 220V221H165ZM179 220V219H178ZM182 220H184V219H182ZM210 220V221H211ZM231 220L234 222V227H230L229 226V223L228 222H231ZM247 220V219H246ZM255 220V219H254ZM257 220V219H256ZM35 221V220H34ZM73 221H71L72 223H73ZM81 221H83V220H81ZM121 221H120V223L119 224H122L121 223ZM137 221V220H136ZM163 221V220H162ZM167 221L168 222H166V223H170V221L167 219ZM185 221V222H186ZM189 221V220H188ZM199 221V222H200ZM208 221V220H207ZM90 222V221H89ZM88 222V223H89ZM116 222H118V221H116ZM114 223V224H111L112 226H114L115 224L117 225V223ZM124 222H125V220H124ZM123 222V223H124ZM150 222V223H151ZM212 222V221H211ZM250 221L248 220V223H249ZM18 223V224H17ZM27 225V227L24 225ZM92 223V222H91ZM96 223H97V221H96ZM127 223V222H126ZM125 223V224H126ZM143 223H144V221H143ZM148 223V222H147ZM172 223V222H171ZM180 222H178V224H179ZM32 224V223H31ZM83 224V223H82ZM110 224H108V225H110ZM119 224L117 225V226H119ZM146 224V223H145ZM158 224V223H157ZM165 224V223H164ZM173 225L172 226H174L176 223H172ZM197 224H199V225H197ZM196 224V226H201L200 225V223H197ZM238 224H240V225H238ZM246 224H247V222H246ZM25 227H24V226ZM72 225V224H71ZM80 225V224H79ZM78 225V226H79ZM89 225V224H88ZM105 225V224H104ZM110 225V226H111ZM115 225V226H116ZM153 225V224H152ZM170 225V224H169ZM179 225H181V224H179ZM243 225V224H242ZM251 225V224H250ZM20 226V227H19ZM77 226V227H78ZM83 226V225H82ZM95 226V225H94ZM97 226V225H96ZM101 226V225H100ZM120 226H122V228H123V226H124V224L123 225H120ZM127 226V225H126ZM139 226V225H138ZM146 226V225H145ZM163 226V225H162ZM161 226V229H163V228H165V226L166 225H164L163 227ZM176 226V225H175ZM203 226H201L200 227V230H201V228H203ZM167 227V226H166ZM82 228V227H81ZM103 228V227H102ZM120 228V227H119ZM121 228V229H122ZM126 228V227H125ZM156 228H158V227H156ZM190 228V227H189ZM72 229H73V227H72ZM115 230V228H112V230ZM120 229V230H121ZM124 229V228H123ZM134 229V228H133ZM180 229V228H179ZM194 229H196V228H193V230ZM60 230V229H59ZM71 230V229H70ZM97 230H100V228H98ZM108 230V231H107ZM110 230V231H109ZM167 230V229H166ZM169 230V229H168ZM199 230V229H198ZM198 230H196L197 232H198ZM115 231V232H116ZM125 231V230H124ZM138 231H140V229H138ZM165 230L163 229V231L162 230H159V231H157V234H163V232H164ZM174 231V230H173ZM202 231V230H201ZM63 232V231H62ZM102 232V231H101ZM193 232V234L190 232V234H192V236L195 234V231H192ZM196 232V233H197ZM200 232V231H199ZM58 233V232H57ZM95 233V232H94ZM117 233V234H118ZM165 233V232H164ZM167 233V232H166ZM59 234V233H58ZM89 234V233H88ZM103 234V233H102ZM111 236H110V235ZM170 233H168V235H169ZM245 234V233H244ZM248 234V233H247ZM246 234V235H247ZM250 234V233H249ZM257 234V233H256ZM255 234V235H256ZM34 235H35V237H34ZM76 235V234H75ZM75 235H73V236H75ZM81 235V234H80ZM110 237H112V239H108V237L109 236ZM164 235V234H163ZM179 235H181V234H179ZM179 235H177L176 236V234L174 235V237L176 236V237H178ZM198 235H200V234H196V237L198 236ZM223 235V236H222ZM91 236H92V233H91ZM108 236V237H107ZM118 236H120V234L118 235ZM154 236H156L155 238H156V242H157V245L154 243ZM205 236V235H204ZM122 238H123V236H121ZM166 238H168V237H170V236H165ZM164 237V238H165ZM200 237H201V235H200ZM203 237V236H202ZM248 237V236H247ZM256 237V236H255ZM32 238V239H33ZM114 238V239H113ZM120 238V237H119ZM121 238V239H122ZM125 238V237H124ZM197 238H199V236L197 237ZM248 238H250V237H248ZM247 238V239H248ZM252 238V237H251ZM257 238V237H256ZM33 239V240H34ZM37 239V238H36ZM91 239H92V237H91ZM120 239V240H121ZM126 239V238H125ZM177 239H179V238H177ZM200 239V238H199ZM203 239H204V237H203ZM223 239V240H222ZM253 239V238H252ZM255 239V238H254ZM31 240V239H30ZM32 240V241H33ZM160 240H162L161 238H160ZM176 240V239H175ZM236 240V239H235ZM241 240H242V236H241ZM249 240V239H248ZM124 241V240H123ZM170 241V240H169ZM198 241H200V240H198ZM204 241V242H205ZM237 241V240H236ZM249 241H251V240H249ZM254 241V240H253ZM29 242L30 241H28V243H26V244H29ZM158 242H159V244H158ZM201 242V241H200ZM199 242V243H200ZM240 242V240L238 241V243ZM260 242V243H259ZM22 243V244H21ZM66 243H67V241H66ZM65 243V244H66ZM125 243V242H124ZM153 243H154V245H156L155 246V250H153V248L152 247H154V245H153ZM180 243V242H179ZM198 243V244H199ZM206 243V242H205ZM227 243V242H226ZM237 243V244H238ZM240 243H242V242H240ZM244 243V242H243ZM242 243V244H243ZM168 244V247H170V246H172L174 243H172V242H170V243H168V241H167V239H166V242L165 243H163L162 242V246L164 247V246H166V245ZM178 244V243H177ZM228 244V243H227ZM240 244L239 246H237V248H236V250H232V252H231V255L230 256H233L234 258H230V259H232L231 261H233V262H229V263H231V264H264V258L263 259H261V258H259V254H260V252H259V248L260 247H264V246H261V245H264V238L262 239V240H255L254 242H251V243H247V245H245V244ZM22 245V246H21ZM30 245V244H29ZM40 245V247H41V244H39ZM61 245V244H60ZM73 245V244H72ZM125 245V244H124ZM175 245V244H174ZM201 245V244H200ZM200 245H198L199 247H200ZM26 247L28 246V245H25ZM66 246V245H65ZM69 246V245H68ZM101 246V245H100ZM215 246V247H214ZM221 246V247H220ZM260 246V247H259ZM29 247H31V246H29ZM38 247V246H37ZM40 247H38V248H40ZM71 247V246H70ZM76 247H77V245H76ZM98 247V246H97ZM130 247V248H129ZM180 247V246H179ZM201 247H203V245L201 246ZM200 247V248H201ZM20 248V249H19ZM58 248V249H57ZM103 248V247H102ZM161 248V247H160ZM199 248V249H200ZM212 248H214V250L212 251ZM28 249H30V248H28ZM81 249V248H80ZM105 249V248H104ZM162 249V248H161ZM165 249H166V247H165ZM199 249H198V251H199ZM261 249H263V248H261ZM202 250V249H201ZM201 250L199 251V252H201ZM176 251V250H175ZM192 251H194V250H192ZM191 251V252H192ZM197 251V252H198ZM78 252V253H77ZM90 252V251H89ZM173 252V251H172ZM82 254H85V255H87L86 257H85V255H83V256H81ZM194 254V253H193ZM198 254V253H197ZM200 254V253H199ZM212 254H208L209 256L211 255L212 256ZM263 254V250H262V252H261V255ZM184 255V254H183ZM200 255V256H201ZM207 255V254H206ZM205 255V256H206ZM207 255V256H208ZM228 255V254H227ZM193 256V255H192ZM191 256V257H192ZM197 256V255H196ZM196 256H193V257H196ZM199 256V255H198ZM201 256V257H202ZM204 256V257H205ZM213 256H215V254L213 255ZM212 256V257H213ZM221 256H222V254H221ZM185 257H189L188 256V254H187V256H185ZM185 257H183L182 259L184 260V259H186ZM190 257V259H192ZM212 257H210V258H212ZM206 258V257H205ZM209 258V257H208ZM207 258V259H208ZM215 258H216V256H215ZM223 258V257H222ZM221 258V259H222ZM181 259V260H182ZM194 259V258H193ZM189 260V258L187 259V260H189V262L190 261H197V259L198 258H196L195 260ZM206 259V260H207ZM217 259V258H216ZM229 259V260H230ZM180 261L181 263L182 262H184V261ZM202 260V259H201ZM211 260L212 259H210V261H207V262H210L211 263ZM223 260V259H222ZM173 261V262H172ZM177 261V264H179L180 262L178 261V259L176 260ZM175 261V262H176ZM199 261V260H198ZM197 261V262H198ZM223 261H226V260H223ZM223 261H221V262H223ZM179 262V263H178ZM200 262V261H199ZM215 262H216V260H215ZM219 262V261H218ZM194 264H195V262H193ZM213 263V262H212ZM225 263H228V262H224V264ZM183 264V263H182ZM196 264H199V263H196ZM205 264H206V261H205ZM209 264V263H208ZM220 264V263H219ZM222 264V263H221Z\"/></svg>","mask_w":264,"mask_h":264},{"label":"rangeland","instance_id":"rangeland-1","mask_svg":"<svg viewBox=\"0 0 264 264\" xmlns=\"http://www.w3.org/2000/svg\"><path fill=\"white\" fill-rule=\"evenodd\" d=\"M24 0H10V2H8L9 3V10H14L13 9V6L12 5H14V8H15V10L14 11H12L11 12V15L9 14V12L10 11H8V12H4L2 15L5 17L4 18V20L2 19V18H0L1 19V21L2 22H0V25L1 26H6V25H9L10 23L12 24H10L11 25V32L12 31H18V33L19 34H17V35H15L16 33H12V35H14V36H16L17 37V39H20V40H22V42H20V40H16L17 42H14V44L15 45H17V46H11V49H12V51H13V55H12V60L14 59V63L13 64H11L10 66H6L7 68H9V69H11V70H13V69H15L16 68V66H18V64L15 62V61H17L18 63H20V61L22 62L23 61V63H26V61H28V59L30 60V61H32V59H33V57L32 56H34L35 54H37L38 56H41V57H43V58H41V62H39V63H37L38 65L36 66V64H35V70H36V72H38L39 71V69L41 68V66H43V64H44V66L42 67V70H44V69H46L47 67H45V65L47 64V62L49 63L47 66H48V68L47 69H49V66L51 67V65H52V68H50V71H48L50 74L48 75V77H47V79L49 80V82L51 81V80H56V78H58V77H56L55 75H57V76H59V79H57L56 80V83L54 84L53 82H51V83H49V87L47 86V84H45V89L44 90H47L48 88L50 89V86L51 87H56V85H58V80H60V78L62 77V76H64V75H62V73H61V75L60 74H56V72L59 70V68H58V66L59 65H61V66H64L63 68H61V66H60V72H61V70H63V69H65V68H68V69H66L67 71H68V79L67 80H65L64 81V83H62V85H65V87H67V88H65L64 86H63V91H62V94L63 95H65L66 96V98L65 97H63V95H61L63 98L62 99H65L64 101L60 98L61 96H59V98L58 97H56V99L58 98V102H57V100L55 99H53V98H55L54 96H56V95H54L53 96V93L51 92V91H49V89L47 90V94L49 93L50 95H51V101H49V103L47 102L48 100H46V99H42V97L41 98H39L40 96H38L37 98H39V99H37L36 98V96H34L35 97V100H36V102L35 101H31V102H34V103H36V106H34V103H31L30 102V100H29V108H31V110L32 109H34L35 107H37V104L39 105V103L38 102H42V103H40L41 104V107L43 106V108H47L48 106V109H44V111H46L45 113H44V111L43 112H41L40 111V113H41V117L44 119V121H45V124L47 123V126H48V128L49 127H52L53 128V124L52 123H56V127H57V129L56 130H59L61 133H62V131L64 132V134H66L67 135V133H65V129L66 128H64V127H66L68 124H70V123H73L74 121H75V123L76 124H74L75 126L73 127L74 129L72 130L73 132H72V134L73 133H75V134H81V135H85V134H87V137H84V140L85 139H87L88 141L90 140V138L92 139L91 140V142L89 141H84L83 143L84 144H82V146H79V145H77L78 147H82V152H81V155H88V153L90 152V154L92 153V152H94V151H96V152H94V153H92L91 155H88L89 157L90 156H92V158H93V160H94V162L96 161V160H98V161H96L95 163L93 162V163H91L90 165H89V163L91 162V161H89V163H87V162H85L86 160H87V158L84 156H81V164H83V165H81L80 164V167H82V170L81 169H78V168H80V167H78L77 168V171H80V172H75V173H73V177L71 178V177H69L70 179H68V177L66 178V180H69V181H71L69 184H71L72 183V181H73V179H75L76 178V181H75V184L76 185H70V187L68 186L69 184L67 183V182H65L66 180H64L63 182L65 183H63V186H68L69 187V189H72V190H69L67 187H64L65 189H67L66 191L69 193L68 195H70V197L72 196V199L71 198H69V199H71V201L72 202H70L69 200H66V201H60L61 202V204H60V202H56V206H60V207H57V209L58 208H60V209H56L55 211H50V212H44V213H46L47 215H48V213L50 214V215H46L45 214V216H44V218H45V220H43L44 218H42V220L43 221H41L40 220V222H37V218H38V220L40 219L39 217V215H40V213H38V208L39 207H37L36 205H35V209L33 208V204H32V201L31 200H28V199H26V198H23V200L21 201V203L18 205V207L16 208V210H15V213H14V216H13V219L14 220H12L14 223L15 222H19V224H20V222L22 223V222H26V221H28L29 223H30V229H32V232L33 231H35L36 233H35V235H36V238L34 239L33 237V239L32 238H28L27 237V240L28 241H30L29 242V244H26V243H28V241L27 242H22V243H24V246H23V248H22V253H23V249L24 248H26V253H28V250L30 251V250H34V248H35V250H36V248H37V250H48V249H51L52 247H54V245L53 244H55V245H57V246H60V249H62V247H63V249L65 248H67L66 250H75V253H76V251L78 250V252L79 253H82L84 250V253L86 252V254H88L89 256H90V258H93V259H90L91 260V262L94 260V258L95 257H93L94 256V254L92 253V256L89 254V253H91L92 251L95 253V252H97L98 250H106L107 249V247L108 246H106L107 244H104L103 243V235L105 234V233H108V232H105V230L106 229H110L109 231V233H114V235L112 234V237H114L115 235H116V238H118V240H116L114 243H119V250L122 248V250H127L128 248V245H131V242L129 241V240H127V239H129V237L126 235V233L127 234H130V236L132 235V233L134 234L135 232L136 233H138V232H141L142 231V228H144V227H147V228H149L150 230H154V232H155V230H156V234L155 235H157V236H159V238H157L158 240L157 241H160V245H157V242H156V236H154V243L157 245V248L158 249H156L155 248V246L156 245H154V243H153V245H154V247H152L153 248V250H172L170 253H169V256L171 255V256H173V254H175L173 257H172V259L173 258H175V257H177V258H175V259H173V260H177L178 259V261L180 262V261H182L183 259V257H185V256H187V254H188V256L189 257H185L186 259H184L183 261L184 262H182L183 264H194L193 262H195V264L196 263H199V264H205V261H206V264H224V262H228V263H225V264H231V263H229V262H233V261H231L232 259H230V258H234L233 256H230L231 255V252H232V250H236V248H237V246H239L240 244H242L243 242V244H245V245H247V243H251V242H254L255 240H262L263 238H264V184H263V182H264V180H262L261 181V177H259V175H253L252 173H251V169H252V163H251V161L253 162V160L256 158V157H258L257 159H259V156L261 157V159L262 158H264V22H262V21H264L263 19H261V18H256V16L254 17V18H249L248 16H247V14H246V12L243 10V9H241V8H238V7H235L232 11L230 10L229 11V13H228V15H223V14H225V13H223V14H221V9H214L213 10V12L215 13H212V11H211V13H210V5H209V2H207L208 0H202V3H204V5L203 4H201V2H200V4H198L196 7V9L195 8H193L192 10L191 9H189V11H188V16H189V23L191 22V23H193V25L191 24L190 26L192 27V30L189 28V23L187 24V28H188V30H186V32L184 31L183 33H182V35H183V37L185 36V34L186 33H192V36H193V31H194V33H195V36H194V45H191V43H190V45L191 46H194V47H191L190 45H189V47L191 48L190 50H193L194 51V53L192 54V58H194V60H195V62L196 63H194V66L195 67H197L196 68V71L197 72H199V71H202L201 73H202V75L204 76V77H207V79H208V81H207V84L209 85V84H212L213 85V87H215V88H213V94H215V97H211V94H210V92L209 91H207V90H205L204 92H203V97H202V101H200L199 99H198V101L196 100V101H194V100H188V102H187V98H188V93H189V91L191 92V91H193L194 90V88L191 90V88H188V87H186L185 86V88H184V86L183 85H186V83H184V82H181V78H182V76L181 75H183V77H184V73H181V72H175L174 74H172L173 75V77H175L177 80H178V86L176 87V94H180L181 95V98H182V103H183V106H180V105H178V106H176L175 105V107H174V105H172V108H174V110L175 109H177V110H180L179 108H181V110H182V112L181 111H177V110H175L176 111V113L178 114L179 113V120H180V123H179V127H180V134L182 135V136H179L178 138H177V134L178 133H176V140L177 141H179V143H181L179 146H178V150H179V153L181 152V154H180V158H183V156L181 157V155H183L184 153H186V152H182V150H184L185 151V147L183 148V146L187 143L186 141H188V143L186 144V145H188L190 142V144L188 145V146H193L194 145V147H197L196 145H198L199 146V142H200V145L201 144H206V145H208L207 144V142L209 143V140H213L212 142H214V141H216V142H220V143H222L223 145L225 144V143H227V144H225V147H227L228 149V151H230L229 153H230V155L233 157L234 155H235V157H236V159H235V157H233L231 160H230V162H229V166H228V169L227 170H225V171H227V174H224V175H226V178L224 177V175H223V177H222V179H221V181L219 182V183H217L218 181H216V182H214V184H218V186L217 185H215V186H213V185H209V186H207L205 189L206 190H208V191H210V189L211 190H219V191H214L213 192V196L214 195H216V197L217 198H220V197H222V198H224L225 196L224 195H226L227 193H229V195L227 194L226 196L227 197H225L226 199H224V203H226L227 205V207H226V211L227 210H229V208H230V212H233L232 214H231V216H232V219L234 220V222H239L240 224H241V226H243L244 228H245V230H247V232H243V233H241V235L238 237V238H235V239H233L234 241H229L228 240V238L227 237H225V235L223 236L224 238V240H225V238L227 239V243L224 241V248H220V249H215V251L214 252H216V253H213L212 254V252L211 253H208L209 252V249L210 248H208L209 247V242L208 241H205L206 239H205V237L206 236H208V234H206L205 232L207 231V232H210L208 229H207V227H206V230L204 229V226L203 225H201V224H203L204 223V225H205V222H209V225L211 224H214V217H213V219L211 220V218L212 217H210V219L209 218H207L206 219V221H205V219L204 220H199L200 219V217H201V213H199L200 211L199 210H201L202 208H206L207 206L210 208L212 205H210V202L212 203L213 201H217V198H213V199H211V201L209 202V203H207V205H205V206H201L200 207V204L198 203V201H194L193 199H194V197H193V195L191 196H189L188 197V199H187V196L188 195H186V197H185V195H184V193H183V195H184V199L186 198V200L187 201H185L186 203V205L184 204V202H183V197H181L182 195H180V196H177V197H169L171 200V205H170V203H169V201H166L165 200V197L164 196H160V197H158V198H156L155 197V194H154V192H151V188H150V193L148 194H146V195H148V197H146V196H144V197H142V192H141V194L139 193V191H141L140 190V187H141V185H140V183L139 182H136V180L138 181V177L136 176V172H133L132 171V175H133V173H134V177H132V179H134V180H132V183H130L131 184V186L129 185V182H130V178H128L125 174H126V170L124 169L125 168V165L127 166V162H128V159H127V164H123V162H122V165L121 164H119L118 162H120L121 163V161H122V159L120 160V159H118L119 157L117 156V154L115 155H110V157H112V158H115L116 156L118 157H116L118 160V162L116 161V158L115 159H112V160H115V161H111V160H108V162L110 161V162H117V164H119V166H117L116 168L117 169H115L114 171H113V174L112 175H107V176H102V175H105L106 174V172H105V174H103L104 172L102 171V172H100L99 173V171H101L100 169H103L104 168V162L106 161L107 162V159H108V157L107 156H105L104 157V155H102L101 153H100V150L101 149H103V148H105L106 146V144H109V142H111V143H113L114 141H116V143L120 140V138H121V140L123 141V139L122 138H124L125 136H123V135H125L124 134V131L122 130V134H121V130H119V134H118V132H116L117 134H118V136H117V134H115V132H113L112 133V130H113V128H111L113 125V120L114 119H112L113 117L115 118V112H113V111H116V112H118L117 111V109H118V106H117V103L115 102V100H116V95H115V91L116 90H114V89H116L115 87H113L112 89L113 90H111V87L109 86V84H111V83H108V82H110V81H108L107 80V78H109V75H108V73L110 72L109 71V69L111 68H109V66H110V64H109V58L108 57H110V48H112L110 45L113 43L112 41H114L116 38V34L119 32V30H121L120 32H121V34L120 33H118L117 34V36L119 37L120 35V37H125L126 38V36H131V34L133 35L134 33H131V32H135V33H137V30H141V31H143L144 33H147L146 31H147V29H148V31H150L152 28H153V24L151 25V24H149L151 27L149 28V26L147 25V23H143L142 22V20L144 21V17H145V7L147 6V2H148V0H44V4H42L40 7H41V10H37V11H35V9L32 11V10H30L31 12H30V14L32 13L33 15H31L29 18H27V17H25V16H23L22 14H17V12L18 11H21V8L19 7V6H17V7H15L16 6V3L19 5V2H23ZM40 1H42V0H40ZM184 1V0H183ZM187 1V0H186ZM189 2H192L191 0H188ZM15 2V4H13ZM51 4H50V3ZM186 3H188V2H185V4ZM198 3V2H197ZM207 3V4H206ZM190 4V3H189ZM144 6V7H143ZM18 7H19V10H18ZM40 7H39V9H40ZM143 8H144V11H143ZM141 9V10H140ZM191 10V11H190ZM207 10V11H206ZM217 10V11H216ZM194 11V12H193ZM233 11H234V13H233ZM244 11V12H243ZM35 12H36V14H35ZM191 14H190V13ZM232 12V13H231ZM136 13V14H135ZM218 13V14H217ZM8 14V15H7ZM129 14V15H128ZM21 15V16H20ZM190 15H192V16H190ZM223 15V16H222ZM234 15V16H233ZM136 16V17H135ZM210 16V17H209ZM213 16H215V17H221L220 19H223L224 21L226 20V22L228 21L229 23H231V24H233V25H235L237 28V30H235L236 31V33H237V35H238V39L240 38V40L239 41H241V46H243V47H240L241 48V51L243 52L244 50L247 52H243L244 54H245V57H250V59H252L251 60V65H253V67H255L256 65H258V67L260 66V68H257V66H256V69H257V71L258 72H260L259 74L257 73V71H256V73H254V74H256V76L253 74V75H249L250 76V78L252 79V78H254V79H252L251 80V82H253V80H255V78L257 77L258 78V80H257V83L256 84H258V82H260L261 84H260V88L258 89V88H256V89H252V90H255L257 93H255V94H253L251 91H250V94H248L249 96H251V97H249L248 95H246V98H245V101L246 100H248L249 98L251 99V98H253V96L256 98V100H254L255 101V103L257 104L256 105V107H257V114H249V113H247L248 112V110L246 109V107L244 106V105H242L243 103H236L235 101H236V99L233 97L234 96V94L236 93L235 92V90L237 91V87H240V82L237 80L236 81V79H234L233 78V72L231 73V72H229V71H232L231 69H232V66H231V61H229L228 60V57L226 56V54L224 53V51H223V48L221 47V43L219 42V40H218V38H219V34H217V35H215L214 34V32L215 31H213L214 29H212L213 27H216L215 25L213 26V24H216V23H218V22H220V21H218L217 19V21L218 22H215L212 18H213ZM224 16H225V18H224ZM230 16V17H229ZM233 17V19L231 20L230 18H232ZM24 17H25V19L27 20H25L24 19ZM130 17V18H129ZM134 18V20H133V18ZM139 17H140V19H139ZM223 17V18H222ZM226 17H228V18H226ZM196 18V19H195ZM199 18V19H198ZM256 18V19H255ZM7 19H8V21H7ZM142 19V20H141ZM192 19V20H191ZM212 19V20H211ZM251 21H250V20ZM255 19V20H254ZM120 20V21H119ZM254 20V21H253ZM119 21V22H118ZM140 23H139V22ZM234 21V22H233ZM4 22V24H2ZM10 22V23H9ZM44 22V23H43ZM49 22V23H48ZM118 22V23H117ZM131 22V23H130ZM136 22V23H135ZM187 22H188V20H187ZM221 22H222V20H221ZM220 22V23H221ZM226 22H222L221 24H225ZM226 23L227 24V26L229 25V23ZM252 22V23H251ZM9 23V24H8ZM22 23V24H21ZM130 23V24H129ZM143 25H142V24ZM42 24V25H41ZM44 24V25H43ZM52 24V25H51ZM118 24V25H117ZM230 24V25H231ZM240 24V25H239ZM9 25V26H10ZM38 25H40V27L38 26ZM147 27H146V26ZM263 25V26H262ZM46 26V27H45ZM53 26V27H52ZM116 26H119V28H118V32H116L115 30H114V28L116 29ZM121 26V27H120ZM124 26V27H123ZM125 26H126V29L127 30H124L125 29ZM213 26V27H212ZM32 27V28H31ZM51 27H52V29H51ZM123 27V28H122ZM140 27H142V29L140 28ZM240 29H239V28ZM16 28V29H15ZM30 29V30H29ZM48 29V30H47ZM52 31H51V30ZM136 29V30H135ZM190 29V30H189ZM211 30V32H210V30ZM43 30V31H42ZM63 30V31H62ZM72 30H73V32H72ZM99 30V31H98ZM239 30V31H238ZM48 31H49V33H48ZM70 32V34H69V32ZM140 31V32H141ZM225 32H228V30L226 29V30H224ZM238 31V32H237ZM65 32H67V33H65ZM123 32V33H122ZM127 32V34H124V33H126ZM139 32V31H138ZM21 33V34H20ZM52 33H54V34H52ZM75 33V34H74ZM83 33V34H82ZM39 34V35H38ZM115 35V37H114V35ZM130 34V35H129ZM228 34V33H227ZM22 35V36H21ZM36 35V36H35ZM48 35V36H47ZM53 35V37H54V35H55V37L53 38L52 37V40L56 43V45L55 44H53L54 42H52L51 44H49V45H43V43H46V41L48 40V38H50V40H51V37H49V36H52ZM75 35V36H74ZM181 35V36H182ZM240 35V36H239ZM26 36V37H25ZM39 36V37H38ZM71 36V37H70ZM74 36V37H73ZM78 36V37H77ZM84 36H86V37H84ZM109 36L111 37V38H109ZM228 36V35H227ZM15 37V38H16ZM25 37V38H24ZM183 37H181L180 38V40H179V42L182 40V38ZM229 37V36H228ZM35 38V39H34ZM109 38V40H107ZM59 39V40H58ZM79 39V40H78ZM111 39H113L112 41H111ZM51 40V41H52ZM19 41V42H18ZM29 41H31V43L32 44H30V43H28ZM59 41V42H58ZM138 41H140V42H138ZM141 41L142 40H135V44L137 45V46H139L140 44H141ZM183 41V40H182ZM181 41V42H182ZM111 43V44H109V43ZM137 42V43H136ZM202 42V43H201ZM36 43V44H35ZM88 43V44H87ZM196 43V44H195ZM201 43V44H200ZM24 44V45H23ZM26 44V45H25ZM83 44H85V45H83ZM106 44V45H105ZM109 44V45H108ZM180 44V43H179ZM37 45V46H36ZM51 45V46H50ZM125 45H127L126 44V42H125ZM124 44H122V46H119V47H121V51H124V52H121L122 54H121V56L122 57H126V54L128 53V48L125 46ZM181 45V44H180ZM180 45H179V47H180ZM197 45V46H196ZM202 45V46H201ZM46 46H50V47H48V49H51V51H53V52H50V53H52L51 55H54L53 57H51L50 58V56L49 57H47V58H44V57H46V56H44V55H42V54H40L39 52V49H40V47H46ZM57 46H58V48H57ZM83 46H84V48H83ZM91 46V47H90ZM199 46V47H198ZM245 46H247V47H245ZM13 47V48H12ZM18 47H19V50H18ZM28 47H31V48H28ZM39 47V49H37ZM85 47H87V48H85ZM107 47V48H106ZM187 47V46H186ZM196 47V49L194 50V48ZM198 47V48H197ZM247 48V49H245V48ZM15 48V49H14ZM17 48V49H16ZM23 48H26V49H24L23 50ZM35 48H36V50H35ZM65 48V49H64ZM243 48H244V50H243ZM21 49V50H20ZM34 49V50H33ZM63 51H62V50ZM79 49V50H78ZM17 52H15V51ZM29 50V51H28ZM39 52H38V51ZM73 50H74V52H73ZM85 50H87V51H85ZM18 51H20V53H18ZM23 51H25V52H23ZM28 51V52H27ZM71 51V52H70ZM88 51L90 52V53H88ZM93 51V52H92ZM108 51V52H107ZM112 51V50H111ZM182 51V50H181ZM34 52H35V54H34ZM76 52V53H75ZM96 52V53H95ZM183 52V51H182ZM198 52V53H197ZM24 53V55H22L23 57H26V55H27V57L28 58H26V60H25V58L23 59V57L22 56H20L21 54H23ZM29 53V54H28ZM55 53V54H54ZM59 53V55H57ZM65 53V55H63ZM72 53V55L71 56H73V57H71V56H69L70 54ZM181 53V52H180ZM197 53V54H196ZM74 54H76V55H74ZM108 54V55H107ZM179 54V53H178ZM177 54V56H180V55H178ZM190 54H191V51H190ZM250 54V55H249ZM57 55V56H56ZM61 55V56H60ZM63 55V56H62ZM104 55H106V56H103ZM182 55V54H181ZM246 55H248V56H246ZM55 56L56 57H59V58H61V60L59 59L58 60V58H55ZM74 56H76V57H74ZM108 56V57H107ZM176 56V55H175ZM226 56V57H225ZM32 57V58H31ZM88 57V58H87ZM118 57V56H117ZM117 57H115V58H117ZM31 58V59H30ZM71 58V59H70ZM176 58V57H175ZM225 58V59H224ZM42 59H44V61L45 62H43L42 61ZM45 59H47V60H49V61H47V60H45ZM55 61V59H57V63H58V61H60V63H58L57 65L58 66H56V63L53 61V60ZM84 59L86 60L85 61V64L84 63H82V61L84 62ZM249 59V58H248ZM250 59H249V61H250ZM25 60V61H24ZM52 60V61H51ZM87 60H89L90 61V64L92 65L91 67H85L86 66V64H88L89 63V61H87ZM104 60H105V62L106 63H108V64H106L105 65V63H104ZM108 60V61H107ZM47 61V62H46ZM78 61H80V62H78ZM97 62V63H92V62ZM100 61L102 62V63H100ZM227 61H229V63H226ZM10 62L12 63L13 61H11L10 60ZM43 62V63H42ZM65 62V63H64ZM88 62V63H87ZM253 62V63H252ZM46 63V64H45ZM62 63V64H61ZM82 63V64H81ZM99 63V65H96V64H98ZM16 64V66H14ZM51 64V65H50ZM94 64V65H93ZM104 64V68H103V66L102 65ZM39 65H41L40 66V68H38L39 67ZM80 65V66H79ZM81 65H83V67L84 68H82L81 67ZM109 65V66H108ZM54 66V67H53ZM74 66V67H73ZM81 67L79 70H81V71H79L78 70V68H76V67ZM87 66H89V64L87 65ZM95 66H99V67H95ZM106 66H108L107 68H106ZM12 67V68H11ZM71 67V68H70ZM72 67L74 68V71L76 72H73V74H71L72 73V71H73V69H72ZM93 67V68H92ZM102 67V68H101ZM19 68V67H18ZM17 68V69H18ZM53 68H55L54 70H56V71H52L51 69H53ZM76 68V69H75ZM94 68H96V72L98 73V70L100 71L99 72V74L100 73H102V72H104V73H102V75L100 76V75H97V73L96 74H93V76H91L90 74H92V73H94V72H92L93 70L95 71V69ZM99 68V69H98ZM1 69V68H0ZM6 68H4V70H5ZM9 69H7V71L8 72H10L11 73V75L10 76H8L9 75V73H7V72H3V74H4V78H5V76H7V82H6V84L7 85H3L4 86V88H6L7 89V87L9 88H11V86H14V87H12L11 89H7V91H6V89L4 90V88H2L1 89V91L0 92H2V94L3 93H6V94H9V95H14V94H16V93H18L19 94V92L20 91H24V88L26 87V86H28L29 84H33V85H39V87L38 88H36L37 90L39 89V88H41V85H42V87H43V81L44 82H46V81H48V80H44L45 79V77L42 79V78H38V75H37V73H29L28 71H27V75L26 76H24L26 73V70H25V72H23V74H20V77H19V75H17V74H19V73H21V72H19V71H21V70H19L18 72L19 73H17L15 70V72H16V75L15 74H13L12 73V71H9ZM58 69V70H57ZM86 69H88V70H86ZM105 69L107 70V72L105 71ZM197 69H199V71L197 70ZM2 71H3V69H1ZM65 70V72H67ZM72 70V71H71ZM84 70H85V72H87V71H89V73H86V75L88 74V77H89V80H87L88 78H87V76H85V73L83 74H81V72L83 71L84 72ZM103 70V71H102ZM260 70V71H259ZM263 70V71H262ZM64 71V70H63ZM71 71V72H70ZM262 71V72H261ZM35 72V71H34ZM47 72V73H48ZM52 72H54V75H51V74H53ZM91 72V73H90ZM28 73H29V75H28ZM181 73V74H180ZM34 74H36V75H34ZM64 74V73H63ZM67 74H66V77H67ZM77 74V75H76ZM103 74H104V76H103ZM206 74V75H205ZM31 75H33V76H31ZM51 75V76H50ZM85 76V77H83V76ZM95 75H97V76H100V77H95ZM130 75V74H129ZM187 75V74H186ZM24 76V77H23ZM29 78H31V79H28V80H30L29 82H27L28 80H27V78L28 77ZM56 78H55V77ZM72 76V77H71ZM76 76H77V79H76ZM81 76V77H80ZM90 76L93 78H91L92 80H94V82L96 83L97 82V85H98V83H99V85L100 86H104L103 88L102 87H99V85H98V87H99V89H98V87L97 88H95L97 85L96 84H94V82L91 84V81H90ZM180 76V77H179ZM251 76H254V77H251ZM33 77H35L34 79H33V82H31L32 81V78ZM52 77H53V79H52ZM70 77V78H69ZM73 77H75V79L77 80L76 82H74L75 83V85L76 86H74L76 89L74 90V87H73V85L74 84H72L70 81H72V78ZM80 77V78H79ZM102 77H103V79H102ZM3 78V77H2ZM18 78H20V79H18ZM25 78V79H24ZM55 78V79H54ZM81 78H86V79H81ZM97 78V79H96ZM99 78H101V79H99ZM51 79V80H50ZM71 79V80H70ZM74 79V80H75ZM210 79V80H209ZM215 79V80H214ZM11 80V81H10ZM20 80V81H19ZM24 80V82H21V81H23ZM27 80V81H26ZM81 80V81H80ZM82 80H83V82H82ZM98 80V81H97ZM100 80V81H99ZM101 80H102V82H101ZM197 80H198V78L196 79H193L192 81V84H196V82H197ZM255 80V81H256ZM10 81V82H9ZM36 81V82H35ZM81 83L80 85V88H79V82ZM86 81H88V83L86 84L85 82ZM182 81H184V80H182ZM11 82H13L14 84H12ZM35 82V83H34ZM66 82V83H65ZM89 82H90V87L88 86V84H89ZM189 82V84L188 85H190V81H188ZM215 82V83H214ZM9 83V84H8ZM17 83V84H16ZM29 83V84H28ZM84 83V84H83ZM237 83V84H236ZM254 82H253V84H255ZM2 84H3V82H2ZM51 84V85H50ZM66 84H67V86H66ZM68 84H70L73 88V90L71 89L70 90V88H71V86H70V88H69V85ZM101 84H103V85H101ZM252 84V83H251ZM54 85V86H53ZM60 85V84H59ZM87 85V86H86ZM238 85V86H237ZM87 87V88H90L89 90L87 89V88H82V87ZM106 86H107V89H105L106 88ZM259 87V85H254V88L255 87ZM48 87V88H47ZM149 87H150V85H149ZM148 87V88H149ZM191 87V86H190ZM252 87V86H251ZM21 88V89H20ZM64 88L65 89H67L68 90V92H65V91H67V90H65L64 91ZM82 88V90H83V92H82V90H78V89H81ZM92 88V89H91ZM147 88V89H148ZM186 88H187V90H186ZM207 88V87H206ZM247 88V87H246ZM261 88H262V90H261ZM59 88H57L56 90H58ZM87 91H89V92H87ZM94 89V90H93ZM103 89H105V90H107L109 93H105L104 95H102L103 97L105 96V97H107V98H105L106 99V101H105V99L103 98V97H98L99 96V94H103L104 92H105V90L103 91V93H102V90ZM189 89V90H188ZM248 89V88H247ZM250 89V90H251ZM4 90V91H3ZM37 90H36V92H37ZM85 90V91H84ZM96 90H97V92H96ZM101 90V91H100ZM178 90H180L178 93H177V91ZM10 91V92H9ZM70 91H72L71 93H75L76 95H74V94H72L71 95V93H70ZM80 91V92H79ZM106 91V92H107ZM141 91V92H140ZM186 91H188V93L186 92ZM249 91V90H248ZM261 91V92H260ZM263 91V92H262ZM35 92V93H36ZM77 92H78V98H77ZM85 92V95H86V93L87 94H90V97L91 98H88L89 96H85V97H83L81 94H83ZM100 92V93H99ZM111 92V93H110ZM138 92H140L138 95L139 96H141V95H144L145 93H146V90L144 91V89H140ZM142 92H145L144 94L142 93ZM215 92V93H214ZM254 92V91H253ZM68 93V94H67ZM142 93V94H141ZM234 93V94H233ZM259 93V94H258ZM24 93H22L21 92V95H23ZM95 94V95H94ZM109 94H113L112 96H114V97H112V96H109ZM252 94V95H251ZM259 96H258V95ZM94 95V96H93ZM108 95V96H107ZM84 98V99H86L85 101H87V102H85V101H83V99H81L82 97ZM249 98H248V97ZM75 97V98H74ZM109 97H112V102H108L107 100H108V98ZM116 97V98H115ZM209 97V98H208ZM219 97V98H218ZM69 98V99H68ZM80 98V99H79ZM96 98V99H95ZM103 98V100H104V104H103V100H101ZM113 98H115L114 100H113ZM146 99L148 98L147 96L145 97ZM204 98V99H203ZM248 98V99H247ZM255 98H253V99H255ZM263 98V99H262ZM13 99V98H12ZM60 99V100H59ZM71 99V100H70ZM88 99H89V103H88ZM92 101H91V100ZM94 99V100H93ZM110 99V98H109ZM167 99V98H166ZM166 99H164V100H166ZM219 99V100H218ZM249 99V100H250ZM261 99V100H260ZM43 100V101H42ZM44 100H45V102H44ZM69 100V101H68ZM73 100V101H72ZM80 102H79V101ZM97 102H96V101ZM148 100V99H147ZM208 100H210V101H208ZM214 101V102H216L217 100L218 101H224L225 100V102H232V101H234V103L233 104H228V105H226V107H227V113H225V116H223V117H221V118H219V116L220 115H218L217 116V112H218V110H216V113H215V111H213L212 109H213V104L211 103L212 101ZM59 101H63L64 103L63 104H61V102H59ZM115 103H114V102ZM252 101V100H251ZM259 101V102H258ZM261 101H263V103L261 102ZM50 102H53V103H50ZM68 102V103H67ZM94 102V103H93ZM103 104V106L104 107H106V105H105V102H106V104H114L113 106H111V105H109V106H111L113 109L114 108H117V109H112L111 107V110H112V112L114 113H112L111 111H110V108H109V106H107L106 108L107 109H104L105 111H103V109L99 106V105H102L101 103ZM30 103H31V105H30ZM44 103H46V104H44ZM47 103H48V106H47ZM60 103V104H59ZM188 103L190 104V105H188ZM201 103V104H200ZM202 103H203V105H202ZM205 103H207V108L205 107ZM210 105H209V104ZM236 103V104H235ZM44 104V105H43ZM49 104H51V105H49ZM52 104H53V106H52ZM65 104V105H64ZM69 104V105H68ZM78 104V105H77ZM89 105L88 107H87V105ZM96 104H97V106H96ZM166 104V103H165ZM173 104V103H172ZM191 104H192V106H191ZM238 104H239V106H238ZM261 104H262V106H261ZM81 105H82V107H81ZM84 105H86L85 107H84ZM117 107H116V106ZM212 105V106H211ZM234 105H235V107H234ZM237 105V106H236ZM242 105V106H241ZM44 106H47V107H44ZM61 106V107H60ZM100 107V108H97V107ZM204 106V107H203ZM241 106V107H240ZM51 107V108H50ZM53 107V108H52ZM64 107V108H63ZM96 107V108H95ZM103 107V108H104ZM138 107H140V106H138ZM136 108L135 109V111H136V113L138 112L139 113V111L140 110H146V109H143V108H141L140 107V109L139 108ZM177 107V108H176ZM239 107V108H238ZM244 107V108H243ZM29 108L27 107V106H25L24 107V111H23V115H28L27 116V118H29L30 116H31V111L29 112ZM39 108H40V106H39ZM50 108V109H49ZM56 109V111L58 112H56L55 111V109ZM94 108V109H93ZM109 108V109H108ZM195 108V109H194ZM236 108V109H235ZM239 109V111H236V110H238ZM41 110H42V108H40ZM64 109V110H63ZM80 109V110H79ZM86 109V110H85ZM99 109V110H98ZM100 109H102L101 111L102 112H100ZM139 109V110H138ZM263 109V110H262ZM37 110V109H36ZM49 110V111H48ZM65 110H66V112H65ZM85 110V111H84ZM96 110V112H97V114H98V111H99V114L97 115V114H95V112L94 111ZM108 110V111H107ZM243 110V111H242ZM247 110V111H246ZM51 111V112H50ZM53 111L54 112H56L57 114H59V111H62L60 114L61 115H57L56 113H54V116H53ZM83 111V112H82ZM107 111V112H106ZM110 111V112H109ZM237 113H236V112ZM245 111V112H244ZM52 113V116H50L51 114L50 113ZM91 112H94L93 114L94 115H97L98 117H96L95 118V116L94 115H92V114H90ZM105 112V113H104ZM109 112V113H108ZM141 112V111H140ZM29 113H30V115H29ZM135 113V114H136ZM137 113V114H138ZM196 113V114H195ZM205 113V114H204ZM16 114H18V115H22V113H16ZM50 114V115H49ZM55 114H56V116H55ZM83 114V115H82ZM109 114H111V116L109 115ZM137 114H136V120L135 121H133V126L131 127L133 130H134V126L136 125V123H138V122H140V120L142 119L141 117V115H142V113H139V116H137ZM195 114V115H194ZM214 114L217 116H214ZM82 115V116H81ZM92 115V116H91ZM102 115H104L106 118H107V120L108 121H106V120H104L105 119V117L104 116H101ZM108 115L111 117V119L108 117ZM114 115V116H113ZM197 115V116H196ZM254 115H255V118H254ZM260 115H262V116H260ZM47 116H49V117H47ZM60 116V117H59ZM89 116V117H88ZM184 118H183V117ZM204 117V120H203V117ZM228 116V117H227ZM260 116V117H259ZM14 117L16 118V116H15V114H14ZM26 117V116H25ZM54 117H56V119H54ZM57 117H58V119H60V121L58 122V119H57ZM47 118V119H46ZM48 118H52L50 121L48 120ZM101 118V119H100ZM140 118V119H139ZM180 118H182V119H180ZM215 118H217V119H215ZM218 118H219V120H220V122H219V120H218ZM26 119V118H25ZM76 119V120H75ZM95 119H97V121L95 122L94 120ZM246 119V120H245ZM46 120H48V122H46ZM55 120L58 122H55ZM90 120V121H89ZM92 120V121H91ZM139 120V121H138ZM218 120V122H219V124H218V122L216 123V121ZM53 121V122H52ZM102 121V122H101ZM105 121H106V123H108L109 122V124L111 125V130H110V128L108 127V126H106L107 124L105 123ZM260 121V122H259ZM20 122L23 124V122H24V118L22 119V120H20ZM20 122H18V124L20 123ZM113 122V123H112ZM50 123V124H49ZM100 125H99V124ZM216 123V124H215ZM59 124H60V126H59ZM78 124V125H77ZM108 124V125H109ZM182 124V125H181ZM50 125V126H49ZM62 125V126H61ZM93 125V126H92ZM98 126V128L96 129V127ZM103 125H105L106 127V130H105V128H104V126ZM109 125V126H110ZM219 125V126H218ZM59 126V127H58ZM92 126V127H91ZM95 126V127H94ZM99 126H101V127H99ZM210 126L211 127H215L214 129H213V132H215V133H212V129L210 128ZM55 127V128H56ZM60 127H62V128H60ZM220 127V128H219ZM135 128H136V126H135ZM192 128V129H191ZM14 129V131L13 132H15V131H17V127H15V128H13ZM63 129V130H62ZM97 131H96V130ZM100 129V130H99ZM107 132V134H106V132L105 133H103L104 132V130ZM210 131H209V130ZM91 130H93V132L91 131ZM94 130H95V132H94ZM99 130V131H98ZM103 130V131H102ZM115 130V129H114ZM113 130V131H114ZM182 130V131H181ZM191 130V131H190ZM193 130V131H192ZM205 130V131H204ZM208 130V131H207ZM58 131V133H60ZM91 131V132H90ZM100 131L105 135H103V139L101 138L102 136V133H100ZM108 131H111V132H109L110 134H108ZM11 132H12V130H11ZM90 132V133H89ZM98 132L101 134V135H99L98 134ZM131 132H132V130H131ZM135 132H137V131H135ZM192 132H194V133H192ZM196 132V133H195ZM202 132V133H201ZM203 132H207V135L206 134H203ZM210 132V133H209ZM208 133H209V136H208ZM212 133V134H211ZM64 134H62V135H64ZM89 134V135H88ZM97 134L99 135V136H101V137H99V136H97ZM123 136V137H121V135ZM139 134V133H138ZM201 135V136H203L202 138H204L205 139V136L207 137L205 140L203 139L202 140V138H200V136H198V135ZM211 134V135H210ZM214 134V135H213ZM216 134L217 135H219L218 137L219 138H217L216 137ZM70 135V134H69ZM115 135H116V137H115ZM135 135L136 134H134V131H133V138L135 137ZM205 135V136H204ZM93 136H95V137H97V138H95V137H93ZM111 136H112V138H111ZM129 136H131V135H129ZM128 136V137H129ZM210 136H211V138H213V136H214V138L213 139H211L210 138ZM94 139H93V138ZM100 138V141H98L99 140V138ZM104 137H105V141H104ZM107 137H109L108 139L110 140H108V142L106 141L107 140ZM120 137V138H119ZM180 137H183L182 139H180ZM197 137V139H198V137L201 139V140H199V141H196L195 140V138ZM131 138V137H130ZM130 138H127L128 140H130ZM133 138H132V141H133ZM190 138V139H189ZM209 138V139H208ZM217 140H216V139ZM97 139V140H96ZM117 139H119V140H117ZM178 139H180L181 140V142H180V140H178ZM208 139V140H207ZM96 140L97 142L95 143L94 141ZM106 143H103V141ZM114 140V141H113ZM120 140V141H121ZM183 140H185V141H183ZM120 141H119V143H120ZM192 141H194V142H192ZM196 141V142H195ZM201 141H204L203 143L201 142ZM207 141V142H206ZM210 141V142H211ZM94 142V143H93ZM182 142H184L183 143V145H182ZM243 142V143H242ZM90 143H91V145H90ZM100 143V144H99ZM103 143V144H102ZM110 143V144H111ZM125 144H127V147H128V154L130 153L129 152V147H131V146H128L129 145V143H130V145H132L131 143V141L128 143V141H127V143L126 142H124ZM192 143H193V145H192ZM215 143V142H214ZM235 143V144H234ZM30 145H32V143H29ZM94 144V145H93ZM105 144V145H104ZM229 144V145H228ZM242 144V145H241ZM83 145H85V146H83ZM93 145V146H92ZM96 145H99V146H96ZM100 145H101V147H102V145H104V147H102L101 149H100ZM182 145V146H181ZM204 145H202L203 146V148H206L207 146H204ZM91 146V147H90ZM96 146V147H95ZM187 146V147H188ZM190 146V147H191ZM99 147V148H98ZM92 148V149H91ZM96 148V150H94ZM97 148H98V150H97ZM181 150H180V149ZM231 148V149H230ZM100 149V150H99ZM187 150V149H186ZM191 150V149H190ZM206 150V149H205ZM92 151V152H91ZM102 151V150H101ZM119 151V150H118ZM103 152H104V150H103ZM183 153V154H182ZM204 153H207V156L209 155V151L208 152H205L204 151ZM234 153V154H233ZM239 153V154H238ZM94 154V155H93ZM236 154H238V155H236ZM97 155H98V158L100 159V155H102L103 156V158H106L105 159V161H102V162H99L100 160H102V159H98L97 158ZM186 155H187V153H186ZM94 156V157H93ZM102 156H101V158H102ZM113 156H115V157H113ZM120 156V155H119ZM207 156H206V154H205V157L207 158ZM184 157H185V154H184ZM255 157V158H254ZM91 158V157H90ZM96 160H95V159ZM252 158H254V159H252ZM110 159V158H109ZM7 160H9V158H7V157H5V156H3L2 157V162H6ZM104 160V159H103ZM123 160H124V158H123ZM126 161V160H125ZM207 161V166L208 167H212V164L209 162V160H206ZM262 161H264L263 159H262ZM98 162V163H97ZM106 162H105V164H106ZM208 162H209V164H208ZM245 162V163H244ZM99 163H103L102 165H100V166H103L102 168H100V167H93L94 166V164L95 165H98ZM115 163H113V164H115ZM125 163V162H124ZM239 164L240 166H242L243 164H245V165H243V167H242V169L244 168V173L241 171L242 169H240V170H238L237 172H233V170L231 171L230 169L231 168H233L231 165H235V164ZM241 163V164H240ZM92 164H93V166H92ZM117 164H115V165H117ZM247 164H248V166H247ZM252 164V165H251ZM262 164H263V162H262ZM84 165H86L85 167L86 168H84ZM251 165V166H250ZM90 166V167H89ZM231 166V167H230ZM263 166V168H260V169H262V171L264 172V164L262 165ZM261 166V167H262ZM119 167H121V168H123L124 169V172H122V173H124V177H123V175L121 174V176L119 175L120 174V172L122 171V169L120 170L119 169ZM251 167V168H250ZM20 168V166L19 165H15L14 166V168L13 169H11V171H17L18 169ZM94 168V169H93ZM100 168V169H99ZM227 168V167H226ZM88 169V170H87ZM98 169V171H96V170ZM85 171L86 173H84L85 174V177H84V174H80L82 171ZM91 170V171H90ZM95 170V171H94ZM118 170H120V172H117ZM213 171L214 170H209V175H213L214 173H213ZM232 173H231V172ZM239 171H240V174H239ZM89 172V173H88ZM93 172V173H92ZM114 172H115V176H114ZM241 172H242V174H241ZM98 175H97V174ZM117 173H118V175H117ZM226 173V172H225ZM236 173V174H235ZM238 173V174H237ZM261 175L260 176H262V177H264V174L260 171L259 172ZM78 174V175H77ZM87 174H89V175H87ZM102 174V175H101ZM234 174V175H233ZM244 174V175H243ZM258 174V173H257ZM76 177H75V176ZM80 175H83V177H81ZM86 175H87V177H86ZM95 175V176H94ZM235 175H236V177H235ZM239 175H241L244 179H247V180H244V179H242ZM252 175H253V177H252ZM77 176H78V178H80V179H78L77 178ZM80 176V177H79ZM97 176V177H96ZM102 176V177H101ZM119 176L121 177V178H119ZM125 176L128 178H126L125 179ZM136 176V177H135ZM239 176V177H238ZM244 176H246V177H244ZM75 177V178H74ZM104 177V178H103ZM110 178L109 180H111V182H109V180H107V182H109L108 184H109V186H110V188L108 189V190H106L105 191V193L107 192V191H109L110 193H104L103 194V192H101V190L100 191H98L97 193H95L97 190H99V189H103V187L102 186H105L104 184H105V181L103 180V179H105L106 180V178ZM116 177V178H115ZM231 177H232V179L233 178H235V179H231ZM82 178H83V180H82ZM86 178V179H85ZM98 178V179H97ZM100 178H101V182H100ZM117 178H119L120 179V182L118 183V179ZM123 178V179H122ZM238 178H241L240 180L238 179ZM260 178V179H259ZM88 182H86L85 180ZM95 180V182H93L94 180ZM113 179H114V181H116L115 179H117V184L115 185V189H114V185H112V184H114V181H113ZM126 180V182H125V180ZM226 179H227V181H226ZM229 179V180H228ZM255 179H256V181H255ZM78 180H81V181H79L80 183H78ZM219 180V179H218ZM242 180V181H241ZM68 181V182H69ZM84 181V182H83ZM98 181V182H97ZM104 181V182H103ZM113 181V182H112ZM122 181H124V182H122ZM133 181H134V183H133ZM238 181H240V182H242V183H245V184H243L242 185V183H240V187H243V188H239V182L237 183ZM244 181V182H243ZM255 181V183L256 184H254L253 182ZM78 183V185L79 186H77V183ZM93 182V183H92ZM100 182V183H99ZM115 182V183H116ZM128 182V183H127ZM224 182V183H223ZM227 182V183H226ZM237 184H236V183ZM261 182V183H260ZM67 183V184H66ZM83 183H85V184H83ZM94 183H98V184H102V183H104L103 185H99V188H96L98 185H96V184H94ZM120 183H122V184H120ZM125 184V188H124V184ZM136 183H139V185H140V187L139 188H137L136 186H139V185H137ZM173 184H171L170 182H168L167 183V185H168V190L169 191H171L170 189H171V187H172V185L173 186H176V184H177V182H176V184H174L175 182H172ZM220 183H221V185H220ZM235 183V184H234ZM73 184H74V182H73ZM85 187V185L87 184V186L86 187H88L87 188V190H86V188H84L82 185ZM111 184V185H110ZM123 185L122 187L123 188H121V186L120 185ZM127 184V185H126ZM132 184H134V185H136V186H134V188L132 187ZM170 184V185H169ZM224 184H225V186H224ZM247 184V185H246ZM118 185H119V188H118V190L120 189L121 190V192H122V194H121V192L119 191V194H117L118 193V190H117V187H118ZM179 185V184H178ZM226 185H227V187H226ZM237 185H238V189L236 190L235 189V187H237ZM245 185H246V187H245ZM261 185H263V186H261ZM63 186H62V189H64L63 188ZM113 186V187H112ZM127 186V187H126ZM171 186V187H170ZM217 186V187H216ZM82 187H83V189H82ZM129 187H132V188H129ZM216 187V188H215ZM261 187V188H260ZM128 188L130 189V190H128ZM135 188H137V189H139V191H136L135 190ZM142 188V187H141ZM180 188V186L179 187H176L175 189H179ZM233 188V189H232ZM252 188V189H251ZM254 188V189H253ZM74 189H76V190H74ZM80 189H82V190H80ZM93 190L92 192H91V190ZM96 189V190H95ZM107 189V188H106ZM124 189H126V190H128V191H126V190H124ZM132 189H134V191H135V193L136 194H134V191L132 190ZM240 189L242 190L241 191V193H240ZM250 189V190H249ZM71 191V192H69V191ZM78 190V191H77ZM94 190H95V192H94ZM114 190H116V191H114ZM234 190H236L235 192H234ZM249 190V191H248ZM255 190V191H254ZM74 191H77L76 193H78V194H76ZM82 191V192H81ZM86 191V192H85ZM123 191H125L124 193H123ZM133 191V192H132ZM186 191V190H185ZM188 191V190H187ZM221 191V192H220ZM239 192V195L240 196H235V197H233V195H235V194H238V192ZM79 192H81V195L82 196H80L79 194ZM116 192V193H115ZM126 192H129V194L128 193H126ZM132 192V193H131ZM137 192L140 194H137ZM215 192H218V193H215ZM223 192V193H222ZM224 192L226 193V194H224ZM253 192V193H252ZM82 193H85L84 194V197H83V194ZM93 193H95V194H93ZM114 193V194H113ZM125 193H126V195H125ZM131 193V194H130ZM223 195H222V194ZM248 193V194H247ZM252 193V194H251ZM73 194L76 196L77 195V197H79L78 199H77V197H75L74 196V198H73ZM91 194V195H90ZM101 196H100V195ZM107 194H110V195H108V196H106ZM116 194V195H115ZM154 194V196L153 197H151V195H153ZM186 194V193H185ZM187 194H188V192H187ZM243 194V195H242ZM247 194V195H246ZM251 194V195H250ZM79 195V196H78ZM93 195V196H92ZM99 197H98V196ZM103 195H105L106 197H104ZM124 195H125V197H124ZM127 195H129L128 196V198L126 197ZM136 195V196H135ZM137 195H139L141 198H144L145 199V201H144V199H141L139 196H137ZM150 195V196H149ZM95 196H97L99 199L100 198H109V200H111L110 201V205H109V200L107 199H105L104 200V198H103V200H99V201H102V203L100 202L99 203V201L97 200V197L96 198H94ZM122 197L121 199L120 198H118V197ZM134 196V197H133ZM230 196V197H229ZM243 196V197H242ZM81 197V198H80ZM83 197V198H82ZM91 197H92V199H91ZM116 197V198H115ZM131 197H133V198H131ZM136 197V198H135ZM162 197H163V199H162ZM168 197V196H167ZM236 197L239 199H237L236 200ZM115 198V199H114ZM118 198V199H117ZM135 198V199H134ZM149 198V199H148ZM154 200H153V199ZM174 198H176V199H174ZM74 199V200H73ZM75 199H77L76 201H75ZM81 199V200H80ZM95 199V200H94ZM132 199V200H131ZM141 199V200H140ZM161 199V200H160ZM178 199V200H177ZM191 199H192V201H194V203L195 204H193L192 202V205H191V203H189L190 201H191ZM242 199V200H241ZM120 200V201H119ZM138 200H139V202H138ZM147 200V201H146ZM150 200H152V201H154V202H152L151 201V203H149L150 202ZM158 200V201H157ZM163 200V201H162ZM188 200H189V202H188ZM196 200V199H195ZM227 200V201H226ZM230 200V201H229ZM67 201H69L68 203H66ZM78 201V202H77ZM98 201V202H97ZM123 201H124V204H123ZM132 201V202H131ZM137 201V202H136ZM143 201V202H142ZM176 201V202H175ZM226 201V202H225ZM235 201L236 202H238V203H236V205L238 204V206H237V209H235V212H234V208L232 209L231 207V203L233 204L234 203V206L233 207H235ZM240 201V202H239ZM255 201V202H254ZM74 202H77V203H74ZM105 202H108V203H105ZM111 202H112V204H111ZM122 202V203H121ZM135 202V203H134ZM141 202V203H140ZM155 202H158V203H156L155 204ZM189 203V206L187 205L188 203ZM220 202L222 203L223 202V199H220ZM70 203V204H69ZM97 203V204H96ZM116 203H118L119 204V206H118V204H116ZM127 203V204H126ZM131 203V204H130ZM159 203H160V205H159ZM164 203V204H163ZM196 203L197 204H199V206H197L196 205ZM240 203V204H239ZM60 204V205H59ZM76 204V205H75ZM103 204H104V207H105V204H106V207L109 205L110 206V208L109 207H107V209H110V210H107L106 209V207L104 208V207H102L103 206ZM148 204V205H147ZM151 204V205H150ZM255 204V205H254ZM65 205V206H64ZM85 205V206H84ZM101 205V206H100ZM122 205L123 206H127L128 205V207L129 208H127L128 210L126 211V208L125 207H122ZM130 205V206H129ZM153 205H155L154 207H153V210H150V208H152V206ZM177 205V206H176ZM210 205V206H209ZM43 206H45V205H43ZM42 206V207H43ZM64 206V207H63ZM113 206V207H112ZM118 206V207H117ZM175 206V207H174ZM180 206V207H179ZM186 206H187V208H186ZM193 208H192V207ZM229 206H231V207H229ZM242 206H244V207H242ZM61 207H63V209L61 208ZM66 207V208H65ZM72 207H75L74 209L72 208ZM81 207V208H80ZM100 207V208H99ZM120 207L121 208H123V209H120ZM148 207V211H149V213H148V211H147V208ZM185 207V208H184ZM258 207V208H257ZM101 208H103V209H101ZM111 208H119L118 210L116 209H112L111 210ZM131 208V209H130ZM189 208H191V211H190V209ZM236 208V207H235ZM242 208V209H241ZM245 208V209H244ZM62 209V210H61ZM73 209V210H72ZM81 209V210H80ZM84 209V210H83ZM140 209H143V210H140ZM183 209V210H182ZM187 209H189V210H187ZM193 209V210H192ZM248 209V210H247ZM72 210V211H71ZM92 210V211H91ZM114 210H115V212H114ZM145 210L147 211V212H145ZM174 210V211H173ZM254 210V211H253ZM61 211V212H60ZM109 211H110V213H109ZM124 211V212H123ZM181 212V213H179V212ZM193 211V212H192ZM228 211V214L230 213ZM244 211V212H243ZM256 211V212H255ZM35 212H37V213H35ZM53 212H56L54 215H52L53 214ZM60 212V213H59ZM68 212H69V214H68ZM73 212H77V213H79V217L81 218V220H83V221H81L80 220V218H78L79 220H78V222H75V220L71 217V216H73V215H75V213L72 215L71 213ZM81 212V213H80ZM91 212V213H90ZM108 212V213H107ZM112 212V213H111ZM119 212V214H117ZM126 212V213H125ZM57 213H59V214H57ZM107 213V214H106ZM123 213V214H122ZM151 213V214H150ZM160 215H159V214ZM176 213V214H175ZM189 213V214H188ZM253 213H255V215H254V217H253ZM33 214H34V218L32 217L33 216ZM36 214H39L38 216L36 215ZM91 214V215H90ZM110 214V215H109ZM115 214L117 215V218H118V216L120 215L121 217H119V218H123L124 220H125V222H124V220H123V222L120 220V219H118L117 220V218H116V216H115ZM122 214V215H121ZM126 214V215H125ZM147 214V215H146ZM150 214V215H149ZM157 214V215H156ZM163 214V215H162ZM171 214V215H170ZM184 215L185 214V216H184V218L182 217V219H184V220H182V219H180L181 218V216L179 217V215ZM188 214V215H187ZM256 214H257V216H256ZM56 215V216H55ZM69 215H71V216H69ZM81 215V216H80ZM82 215H83V217H85V218H83L82 217ZM155 215V216H154ZM170 215V216H169ZM175 215H176V217H175ZM130 216V217H129ZM165 216V217H164ZM230 215H229V217H231ZM234 216V217H233ZM239 216V217H238ZM256 216V217H255ZM259 216V217H258ZM37 217V218H36ZM68 217H70L69 219H68ZM89 217V218H88ZM116 218L115 220L116 221H118V222H116V221H114L113 222V219L114 218ZM129 217V218H128ZM139 217V218H138ZM150 217H152V222H151V220H150ZM186 217V218H185ZM245 217V218H244ZM252 217V218H251ZM29 218H33L32 220H30ZM73 219V220H70V219ZM92 218V219H91ZM112 220V221H110V219ZM170 218V219H169ZM175 219V221L173 222V219ZM189 218V219H188ZM68 219V220H67ZM88 219V220H87ZM143 219V220H142ZM166 219V220H165ZM167 219L170 221V223H166V222H168L167 221ZM179 219V220H178ZM186 219H188L187 221H186ZM247 219V220H246ZM255 219V220H254ZM257 219V220H256ZM121 221V223L122 224H119L120 223V221ZM137 220V221H136ZM163 220V221H162ZM165 220V221H164ZM208 220V221H207ZM212 222H211V221ZM236 220V221H235ZM243 220H245L246 222H247V224H246V222H245V225H244V221ZM248 220L250 221L249 223H248ZM71 221H73V223L71 222ZM90 221V222H89ZM96 221H97V223H96ZM143 221H144V223H143ZM186 221V222H185ZM200 221V222H199ZM89 222V223H88ZM92 222V223H91ZM117 223V225L119 224V226H117L116 224V226L114 225V226H112L111 224H114V223ZM127 222V223H126ZM148 222V223H147ZM151 222V223H150ZM176 223L174 226H172L173 224L172 223ZM178 222H180L179 224H181V225H179L178 224ZM201 222H203V223H201ZM234 222L231 220V222H228L229 223V226L230 227H234ZM27 223V222H26ZM32 223V224H31ZM83 223V224H82ZM111 223V224H110ZM126 223V224H125ZM146 223V224H145ZM158 223V224H157ZM165 223V224H164ZM197 223H200V225L201 226H203V228H201V230H200V227L201 226H196V224ZM18 224V223H17ZM24 224V223H23ZM72 224V225H71ZM80 224V225H79ZM89 224V225H88ZM105 224V225H104ZM108 224H110V225H108ZM124 224V226H123V228H122V226H120V225H123ZM153 224V225H152ZM170 224V225H169ZM240 224H238V225H240ZM243 224V225H242ZM251 224V225H250ZM25 225V224H24ZM23 225V226H24ZM27 225H28V223H27ZM27 225H25L26 227H27ZM79 225V226H78ZM83 225V226H82ZM95 225V226H94ZM97 225V226H96ZM101 225V226H100ZM127 225V226H126ZM139 225V226H138ZM146 225V226H145ZM164 226V225H166L165 226V228H163L165 231V233L163 232V234H157V231H159V230H162L163 231V229H161V226ZM197 225H199V224H197ZM24 226V227H25ZM29 226V225H28ZM78 226V227H77ZM107 226V228L105 229V227ZM110 228H109V227ZM162 226V227H163ZM20 227V226H19ZM72 227H73V229H72ZM82 227V228H81ZM103 227V228H102ZM120 227V228H119ZM126 227V228H125ZM142 227V228H141ZM156 227H158V228H156ZM190 227V228H189ZM98 228H100V230H97ZM112 228H115V230L113 229L112 230ZM122 228V229H121ZM134 228V229H133ZM152 228V229H151ZM180 228V229H179ZM193 228H196V229H194L193 230ZM60 229V230H59ZM71 229V230H70ZM121 229V230H120ZM138 229H140V231H138ZM167 229V230H166ZM169 229V230H168ZM199 229V230H198ZM118 232H126V230L128 231V232H126V233H122L123 235H121V233H118ZM125 230V231H124ZM174 230V231H173ZM196 230H198V232L196 231ZM63 231V232H62ZM102 231V232H101ZM108 231V230H107ZM116 231V232H115ZM135 231V232H134ZM192 231H195V234L192 236V234H193V232ZM200 231V232H199ZM59 234H58V233ZM95 232V233H94ZM105 232V233H104ZM167 232V233H166ZM190 232L192 233V234H190ZM198 234H200L201 235V237H200V235H198L199 236V238H197L196 237V234L197 233ZM89 233V234H88ZM91 233H92V236H91ZM103 233V234H102ZM118 233V234H117ZM135 233V234H136ZM168 233H170L169 235H168ZM211 233V232H210ZM245 233V234H244ZM248 233V234H247ZM250 233V234H249ZM257 233V234H256ZM76 234V235H75ZM81 234V235H80ZM120 234V236H118ZM176 234V236L177 235H179V234H181V235H179L178 237H174V235ZM247 234V235H246ZM256 234V235H255ZM35 235H34V237H35ZM73 235H75V236H73ZM110 235V234H109ZM108 235V236H109ZM205 235V236H204ZM107 236V237H108ZM111 236V235H110ZM108 237V239H112V237ZM121 236H123V238L121 237ZM165 236H170V237H168V238H166ZM204 237V239H203V237ZM241 236H242V240H241ZM250 237V238H248V237ZM257 238H256V237ZM91 237H92V239H91ZM120 237V238H119ZM126 239H125V238ZM165 237V238H164ZM253 239H252V238ZM115 238V237H114ZM113 238V239H114ZM122 238V239H121ZM160 238L162 239V240H160ZM177 238H179V239H177ZM249 240H251V241H249ZM255 238V239H254ZM31 239V240H30ZM121 239V240H120ZM166 239H167V241H168V243H170V242H172V243H174L172 246H170V247H168V244L166 245V246H162V242L163 243H165L166 242ZM176 239V240H175ZM222 239V240H223ZM33 240V241H32ZM124 240V241H123ZM170 240V241H169ZM198 240H200V241H198ZM240 240V242H242V243H238V241ZM254 240V241H253ZM66 241H67V243H66ZM206 243H205V242ZM125 242V243H124ZM126 242H128L129 244L126 246ZM180 242V243H179ZM200 242V243H199ZM21 243V244H22ZM66 243V244H65ZM178 243V244H177ZM199 243V244H198ZM238 243V244H237ZM260 243V242H259ZM39 244H41V247H40V245ZM61 244V245H60ZM73 244V245H72ZM125 244V245H124ZM158 244H159V242H158ZM201 244V245H200ZM209 244V245H208ZM242 244V245H243ZM25 245H28L27 247L25 246ZM66 245V246H65ZM69 245V246H68ZM76 245H77V247H76ZM101 245V246H100ZM198 245H200V247L203 245V247H199ZM22 246V245H21ZM29 246H31V247H29ZM40 247V248H38V247ZM52 246V247H51ZM71 246V247H70ZM98 246V247H97ZM180 246V247H179ZM261 246H264V245H261ZM103 247V248H102ZM162 249H161V248ZM165 247H166V249H165ZM215 247V246H214ZM221 247V246H220ZM260 247V246H259ZM28 248H30V249H28ZM81 248V249H80ZM105 248V249H104ZM130 248V247H129ZM200 248V249H199ZM206 249V251H207V249H208V252L206 253L207 255L208 254H212V256L215 254V256H216V258H215V256H207L206 254V258L204 257V256H202L203 255V251H204V253H205V249ZM261 248H263V249H261ZM20 249V248H19ZM58 249V248H57ZM62 249V250H63ZM64 249V250H65ZM198 249H199V251L201 250V252H199L198 251ZM25 250V249H24ZM82 252H81V251ZM176 250V251H175ZM192 250H194V251H192ZM211 250V249H210ZM214 250V248H212V251ZM262 250H263V254L261 255V252H262ZM90 251V252H89ZM192 251V252H191ZM198 251V252H197ZM77 252V253H78ZM259 252H260V254H259V258H261V259H263L264 258V247H260L259 248ZM194 253V254H193ZM198 253V254H197ZM200 253V254H199ZM201 253H202V255H201ZM24 254V253H23ZM184 254V255H183ZM221 254H222V256H221ZM228 254V255H227ZM83 255H85V254H82L81 256H83ZM196 256V257H193V256ZM199 255V256H198ZM202 257H201V256ZM87 255H85V257H86ZM170 256V257H171ZM192 256V257H191ZM190 257L193 259V260H195L196 258H198L197 259V261L195 260V261H190L189 262V260H192V259H190ZM209 257V258H208ZM210 257H212V258H210ZM223 257V258H222ZM189 258V260H187ZM208 258V259H207ZM223 260H226V261H223ZM182 259V260H181ZM202 259V260H201ZM207 259V260H206ZM210 259H212L211 260V263L210 262H207V261H210ZM230 259V260H229ZM215 260H216V262H215ZM173 262V264H177V261L176 262ZM219 261V262H218ZM221 261H223V262H221ZM178 262V263H179ZM213 262V263H212ZM181 262L179 263V264H182Z\"/></svg>","mask_w":264,"mask_h":264}]
</instances>
